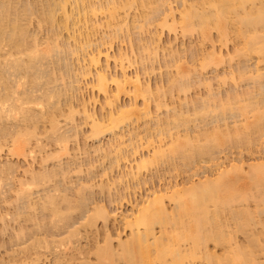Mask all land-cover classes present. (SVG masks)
I'll list each match as a JSON object with an SVG mask.
<instances>
[{"label": "bare ground", "instance_id": "bare-ground-1", "mask_svg": "<svg viewBox=\"0 0 264 264\" xmlns=\"http://www.w3.org/2000/svg\"><path fill=\"white\" fill-rule=\"evenodd\" d=\"M18 1V2H17ZM20 1V2H19ZM169 0H36L34 2L30 1L29 0V4L30 6L28 7H25V5H23L24 3V0H0V59L3 58L4 61H1L0 62V86H2V84H4V88L2 87L3 91L0 90V150H2L1 148L3 146H7L8 147V151L10 152V154L12 155H16V156H19L22 152V150L19 149V145H18V140L22 139H26V141L28 140V144L29 146H31V139L34 138L36 139L37 138V135H39V133H35L34 129L36 128L37 124L35 121H37L39 118H41L40 116H43L45 115H48L50 116V121H49V118L47 121H49V124L51 125L49 129L46 133H49V131L54 134H58L56 135V146L59 144V146L61 147V150H64V154L67 152L66 150V141L69 140L70 138L72 139L73 137H70L69 135L67 136V133L65 134L64 133H61L62 135H60L59 131L61 132L63 129L62 128H66L67 125V122H60L61 124L65 123L66 126H62L60 123H59V120H55L54 118L57 117V119H60L58 118L59 114H54V109H53V113L52 115L50 114H45L43 112H40L41 108H47V106L49 105V102L52 104L53 102H55V98L56 95H54V97L52 98V94H61L62 95V92L60 91L61 89L63 90H66V88H61L60 86V90L56 91L57 90V83H59V81L61 80V83L62 82V79L59 78L61 77L62 75V78L64 77V81H65V78L66 75H63L61 74L59 77L57 76V73L58 72H55V69H51V71L53 70L54 72L52 73L50 70L48 73H44L45 71L42 69L43 67L46 69L47 66L44 65V61L48 58H51L52 60V57L53 54H57L58 52L55 50H59L62 51L63 50V46L62 48L60 47V43H58L59 41V37L64 35L62 30H66L68 32L67 36L64 35V37L66 36L65 40L69 39L70 37L74 40V46H71V50H69V44L68 46L66 47L69 52H72V53H75L78 54L77 56H80V54L83 56V60H86L87 64H85V61H84V67L83 65H81V70L83 72V77L84 76H92L93 74V77H92V80L93 82L92 83V86L94 85L97 86V88L99 89V92H103L106 96H105V102H106V105L109 106V111L106 113V114H103V115H97L96 111L94 110V107H93V110L94 111H90L89 112V107H88V110L86 109V106H88V104L83 105L85 106V108L83 109L84 110V114L86 116V119H87V122L89 121L90 122V126H91V130L90 132H92V134L94 135H97L100 133H105L107 134V132L109 133H115L116 131V128L118 126H121L124 122V124H126L125 122H128L129 123V120H132V122L130 123H136L135 121L133 122V120L140 118V115H145L147 117L150 118V120L153 122H155V126L154 128L157 126V129L155 128V134L157 135L158 138H155L154 137H151L149 136V134H145L146 138H147V135H148V138H147V144L144 145V144H141V146H146L145 148L147 149V155H144L142 156L141 158V161L139 163H137L138 161L136 160V168L130 170V173H128V177L129 176H132V180H134L135 178L138 179L140 178L141 174H142V171L143 169L144 170H148L150 166H153L155 167L154 165H157L160 164H168L169 166L170 165H176L177 164V170L180 168L177 160H183L184 162V165H190L191 163H195L196 161L198 162V158L200 156L203 157V155H208V156H212L211 154H213V152H216V151H213L214 149H217L219 146H225L226 144H224V142L226 143V141H231V143H236V142H239L240 145H246V144H249V145H246L244 147H249L251 143H254L255 141L258 140L259 136H261L262 134H264V70H263V66L262 64L264 65V0H191L192 2H188V1H183L184 4L182 5L183 8H181V10H179L178 8L177 9H172L173 7L170 6L167 2ZM171 1V0H170ZM178 1V0H177ZM23 2V3H22ZM27 3V2H26ZM25 3V4H26ZM186 3V4H185ZM17 4H21L20 6L23 7H18ZM167 4L170 6V10L168 9L164 14H161V19L159 21V18L156 20V22L154 23H157V28H158V25H161V28L163 29L165 26V28H172V31L175 32L174 28L176 29H181L182 30V34L185 35V37L187 36L186 34H188L189 32V36L191 33H193V31H196V32H199L202 36L201 39H204V41H202L203 43L207 40H210L211 43H213V50H215V47H214V40H213V37L211 35L212 33V30L215 29L216 32L218 33V37L219 40H223L221 42L222 46L228 44L230 41L232 44L233 42L236 43V46L235 47V52H231L233 56L235 57H238L239 59L237 60L239 63H238V69L239 68V64L242 62V61H245L246 63V66H245V70L248 71L250 70L249 69H246L249 67L248 64V60L250 59H253L252 57L254 55L258 56V63L255 64L254 66L255 67H251L253 65H250V67L254 70H252L253 72H255L254 74L252 73V71H249L248 73L244 70V68L237 71V69L233 68L232 69V72H235L237 71V75H238V79L239 82H241V85H242V79L247 77L249 74H251V76L248 77V79L250 78L251 79V82L253 85V87L251 86H248L250 87V89H246L242 92H238V90H236L237 92H229L227 91V96H225V98H223V96H220L221 94V91L220 93L219 92H215L217 89H219L217 86V89H213L212 91L211 88L207 89L208 90V95L206 94L205 97H202L203 99L201 100V102L199 103H202V105H200L199 107H195L196 105H199L197 104L198 102L197 101H200V100H196V99H199V98H195V100L193 99H189V101L193 100V106H194V102L196 103L195 106H194V110L192 109V111H189V106H190V103L192 102H189L186 100V106L185 107H188L187 108V111L186 112H183L181 110V108H183L185 105V100H182V105L183 107H180L177 108L181 111H177V109H175L176 107H178L176 105V107L174 108L173 106H170V105H167V103L165 101H162L160 99V96H165L164 98H166L168 95L171 97V95L173 94L174 95V90H178V92H184V95L188 92V89L190 86H191V83H190V86H188V82H190L192 80V76L191 77H188L187 75H185V70H187L188 72V69H183L184 67L181 66V64L179 65V63L177 62H173L171 63L169 61L168 65H179L181 66L180 68H178V66H175L176 68V72L174 71V73H171L172 71H168L169 75H167L168 79H169V85L164 86L165 89L162 87H157L155 89H153L154 87H152V85L150 84L151 81H148L146 79H143L142 78V75L141 73L137 72L135 75H129V73H127V69H126V66H129L132 64V60L134 59V57L131 58L130 54H128V52L126 51V53H119V57H120V63H121V67L123 68L122 69V76L120 78L119 74L117 77V74L116 75H112L111 78H109V82H112V78H113V82L115 83V86L117 88L118 91H120V93H127L130 95L131 92H133V96H134V99L131 101L130 100V103L129 105L125 106V105H120V104H117L119 98H120V94L117 95L116 93L114 94V96H111L112 93L114 92H117V91H114L110 88H108L109 86H107V80H108V77H109V74H108V70L105 68V65H101L100 64V56L103 55V52L102 49L100 47H102V45H110L111 46V43L113 44V42H111L110 44H108L112 39H118L120 37V35L122 36V34H126V33H122V32H127L126 36L128 35L129 38H131V34L133 32V30H144L146 25L151 22V20H154L156 18H154L155 16H158L160 13H161V10L164 9L162 8L163 5H166ZM168 6V7H169ZM165 7V6H163ZM167 7V8H168ZM135 8V9H133ZM147 8V9H145ZM128 9H133V11H136L137 10V14H138V10L141 11L140 15L136 14L137 16H134L132 18V20L128 19V17L126 16L127 13H129V10ZM125 12V16L122 18L120 17L122 15V11H126ZM143 10V11H142ZM147 10V12H146ZM165 10V9H164ZM174 10H179L180 13H175L176 11ZM163 11V10H162ZM143 12V13H142ZM39 14V20L41 21H38L39 23H37L39 26L42 27L41 23L42 24H48V27L52 30V28L54 27H58L59 28V31L55 30V31H50V34H46L48 35L47 37L49 38L48 40H46V36L44 38V40H46L45 42L48 43V46L45 47L43 46V42L40 41L41 38H39V35H32L31 32L29 31L30 28H28V21L30 22V18H31V21H32V17L35 16L36 14ZM136 13V12H135ZM35 14V15H34ZM37 14V15H38ZM101 14H103V17H104V21L102 22L103 25L106 26V28L111 29V33H107V32H102L103 35L106 33L107 35V39H106V35L104 36H100L98 41L101 40L100 44L101 46H99L100 44H98L99 47H97L96 45L94 47H97L98 49L96 50H92L91 49V45H94V44H97L98 42L96 41L97 39H95V41L92 40V35L94 37V34H97L99 33L98 30L100 31V28L99 27V24L98 21L100 22V20H98V17L101 16ZM133 14V13H132ZM179 14V15H178ZM36 15V16H37ZM124 15V13H123ZM130 15V13L128 14ZM120 17V20H118V18ZM154 18V19H153ZM38 19V18H36ZM117 20V21H116ZM37 22V21H36ZM160 22V23H159ZM32 22H30L31 24ZM152 23V22H151ZM159 23V24H158ZM36 24V23H35ZM167 24V25H166ZM33 25V24H32ZM50 25V26H49ZM152 24H149V26H152ZM165 25V26H164ZM38 26V27H39ZM53 26V27H52ZM155 26V25H154ZM153 26V27H154ZM164 26V27H162ZM40 27V28H41ZM45 27V25L43 26ZM42 27V28H43ZM56 27V28H57ZM156 27V26H155ZM160 27V26H159ZM105 28V29H106ZM150 28V27H149ZM156 28V29H157ZM34 29V28H33ZM32 29V30H33ZM39 29V28H38ZM102 29V28H101ZM176 29V30H177ZM107 30V29H106ZM148 30V28H147ZM158 30V29H157ZM44 31V30H43ZM48 31V30H46ZM169 32L171 30H168ZM171 31V32H172ZM55 33L56 37L58 40L56 41H52L54 39H50V37H52L51 33ZM62 32V35L61 33ZM95 32V33H94ZM97 32V33H96ZM142 32V31H141ZM140 32V33H141ZM146 32V31H145ZM144 32V33H145ZM153 32V31H152ZM159 32V31H158ZM164 32V31H163ZM177 32V31H176ZM185 34H184V33ZM188 32V33H187ZM37 33V32H36ZM43 32H41L42 34ZM122 33V34H121ZM138 34L139 36H141V34ZM147 33V32H146ZM149 33V32H148ZM157 33L154 32V34ZM197 33V35L199 34ZM101 34V33H100ZM153 34V35H154ZM196 34V33H195ZM51 35V36H50ZM54 35V36H55ZM58 35H60L58 37ZM148 35V34H147ZM161 35L163 34H158V38L161 39ZM176 35V34H175ZM180 35V33H179ZM193 35V34H192ZM191 35V37H192ZM53 36V37H54ZM125 36V35H123ZM154 36H157V35H154ZM153 36V37H154ZM188 36V37H189ZM211 36V37H210ZM42 37V36H41ZM136 37V36H135ZM153 37L150 39L152 40ZM176 37H178L176 35ZM175 37V38H176ZM190 37V38H191ZM199 37V36H198ZM210 37V38H209ZM60 38H63V37H60ZM70 38V39H71ZM95 38V37H94ZM121 38V37H120ZM146 38V37H145ZM157 38V37H156ZM156 38H154L153 40H156ZM122 39V38H121ZM126 39V37H125ZM132 39V38H131ZM131 39H129V41H131ZM178 39V38H177ZM185 39V38H184ZM43 40V41H44ZM52 41V43H50L49 41ZM64 40V41H65ZM110 40V41H109ZM146 40V39H145ZM152 40V42H153ZM213 40V42H212ZM234 40V41H232ZM62 41V40H61ZM63 41V42H64ZM109 41V42H108ZM117 41V40H116ZM126 41V40H125ZM142 41V40H141ZM144 41V40H143ZM147 41V40H146ZM145 41V42H146ZM160 40H158L159 42ZM162 41V39H161ZM177 41V40H176ZM185 41V40H184ZM219 41V43H220ZM70 42V41H69ZM94 42V44L92 43ZM108 42V43H106ZM115 42V41H114ZM121 42H123L121 40ZM151 42V41H149ZM158 42L157 40L155 41V44L152 43V48H154V45L155 47L159 46L158 45ZM170 42V41H169ZM168 42V43H169ZM174 42V41H173ZM208 42V41H206ZM228 42V43H227ZM66 43V42H65ZM64 43V44H65ZM116 43V42H115ZM128 43V42H127ZM138 43V42H137ZM123 44V43H121ZM131 44V51L133 49V46H132V41L130 42ZM145 44H148V43H145ZM167 44V43H166ZM171 44H173L171 42ZM170 44V45H171ZM197 44V43H196ZM143 45V44H142ZM149 45V44H148ZM168 45V44H167ZM183 45V44H182ZM204 45V44H203ZM7 48V46H9L8 48L9 49H6L5 51V48ZM185 46V45H183ZM198 46V45H197ZM220 46V45H219ZM221 46V47H222ZM59 47V48H58ZM89 47L91 50H89ZM93 47V48H94ZM122 47V46H121ZM155 49L154 52H156V54H154V52L152 54H149L151 53V49H150V45H149V48L148 46H144L141 47L143 50V52H148V49H149V52H148V58L149 56L153 57L155 59L156 56H158V51ZM162 45L160 47V49L162 50ZM166 47V46H165ZM165 47H163L164 49L163 50H168L169 49V46H168V49H165ZM199 47V46H198ZM206 47V46H205ZM204 47V48H205ZM219 47V48H221ZM226 47V46H225ZM4 48V49H3ZM106 48V47H105ZM111 48V47H110ZM128 48V47H127ZM167 48V47H166ZM174 48V47H173ZM185 48V47H184ZM192 49H194L192 46H191ZM190 48V49H191ZM196 48V47H195ZM227 48V47H226ZM112 49V48H111ZM171 49H172V46H171ZM201 49V45H200V48ZM202 49H203V46H202ZM8 50V51H7ZM67 50V51H68ZM127 50V49H126ZM137 50H139L137 48ZM162 50V51H163ZM175 49H172V53ZM198 50V49H197ZM196 50V51H197ZM228 50V49H227ZM4 52L5 53H1V52ZM56 51V52H54ZM64 51V50H63ZM122 51V50H121ZM120 51V52H121ZM171 51V50H170ZM169 51V53H170ZM195 51V50H194ZM212 51V50H211ZM221 51V49H220ZM226 51V50H225ZM229 51V50H228ZM102 52V53H101ZM134 52V51H133ZM132 52V53H133ZM140 52H141V49H140ZM164 52V51H163ZM178 54L180 52L176 51ZM181 52L183 53V51L181 50ZM185 53L186 50L184 51ZM200 52V51H199ZM204 52V50H203ZM201 52V53H198V55L200 56V54L204 55L205 54ZM206 52V51H205ZM216 52V50H215ZM213 51V55L210 53H208L207 56L203 57L204 59H200L202 60V62H200V67H201V70L204 69V67H206L207 65L209 66V64L212 62L213 59H210V55L214 56L215 54H218L217 52L215 53ZM60 53V52H59ZM58 53V55H59ZM65 52H63L62 54H64ZM80 53V54H79ZM109 53V52H108ZM107 53V54H108ZM142 53V54H144ZM158 53V54H157ZM170 53V54H172ZM190 53V52H189ZM193 53V52H191ZM215 53V54H214ZM227 53V52H226ZM234 53V54H233ZM111 54V53H110ZM109 54V55H110ZM135 54V53H134ZM133 54V55H134ZM140 54V53H139ZM147 54V53H146ZM154 54V55H153ZM169 54V55H170ZM57 55V57H58ZM67 55V54H64V56ZM73 55V54H72ZM106 55V54H104ZM109 55H106L108 56L107 59L105 60L106 62L109 61L108 58ZM219 56L222 55V53L220 52V54H218ZM218 55H215L217 58L219 57ZM229 55V54H228ZM227 55V57H228ZM232 55H229L232 56ZM61 56V54L59 55ZM63 56V57H64ZM74 56V55H73ZM117 56V55H116ZM141 55H138V57H140ZM147 56V55H145ZM144 55H142V59H140L141 62H143L144 60H146V57ZM178 56V55H177ZM181 56V54H180ZM186 56V54H185ZM184 56V58H185ZM192 56V55H191ZM197 56V57H199ZM232 56L233 60L230 58L229 60L231 61H234V57ZM55 56V58H57ZM159 57V56H158ZM164 57L166 58V56L164 55ZM196 57V56H194ZM194 57L192 59H194ZM207 57V58H206ZM215 57V58H216ZM224 59H225V56L223 55ZM117 58V57H116ZM137 58V56H136ZM135 58L134 61H137ZM152 58V60H153ZM180 58L181 57H174V59L176 60H179L180 62ZM183 58V60H185ZM202 58V56H201ZM214 58V57H213ZM62 59L63 61V58H60ZM68 59V57H65V60ZM79 59V58H78ZM77 59V60H78ZM113 59H115V56L113 57ZM119 59V58H117ZM116 59V60H117ZM150 59V58H149ZM169 59V58H167ZM166 59V60H167ZM189 59V58H188ZM191 59V60H192ZM196 59V58H195ZM194 59V61H195ZM228 59V58H227ZM50 60V59H49ZM74 60V58H73ZM82 60V59H81ZM115 60V63H117ZM157 60V58H156ZM155 60V61H156ZM159 60V58H158ZM165 60V61H166ZM198 59H196L197 61ZM221 60V59H220ZM218 59V61H220ZM241 60V61H239ZM254 60V59H253ZM57 61V60H56ZM67 61V60H66ZM64 61V62H66ZM72 61V60H71ZM102 61V60H101ZM112 61V60H111ZM110 61V62H111ZM133 61V64H135ZM148 60H146L147 62ZM153 61V62H155ZM187 61V60H186ZM230 61V62H231ZM247 61V62H246ZM47 62V60L45 61V63ZM51 62V61H49ZM49 62H47V65H49ZM53 62V60H52ZM55 62V61H54ZM58 62V61H57ZM63 62V63H64ZM69 62V61H68ZM77 62V61H76ZM75 62V63H76ZM82 62V61H80ZM104 62V61H103ZM124 62H126V66L124 64ZM138 62V61H137ZM151 62V60L148 62V63H153ZM157 62V61H156ZM167 62V61H166ZM216 62L215 60L213 61V63ZM222 62V60H221ZM235 62V61H234ZM251 62V61H250ZM249 62V63H250ZM262 62V64L260 63ZM60 63V62H59ZM67 63V62H66ZM71 63V62H70ZM74 63V64H75ZM119 63V61H118ZM159 63V61H158ZM192 63V62H191ZM191 63H189L191 65ZM195 63V62H194ZM197 63V62H196ZM212 63V64H213ZM218 63V62H216ZM243 62V64H245ZM52 64V63H51ZM82 64V63H80ZM109 64V63H107ZM107 64H106V67H107ZM132 64V65H133ZM137 64V63H136ZM215 64V63H214ZM223 64V62H222ZM224 64L225 61H224ZM229 64V62H228ZM232 64V63H231ZM230 64V65H231ZM58 65V64H56ZM62 64L60 63V66ZM65 65V63H64ZM70 65V64H69ZM79 65V64H78ZM142 63H141V67H142ZM154 65V64H153ZM149 66V67H154V66ZM157 65V64H156ZM169 65V66H170ZM189 67L191 68L192 65ZM217 65V64H216ZM219 65V63H218ZM8 66V68H7ZM51 66V65H49ZM77 66V65H76ZM75 66V67H76ZM117 66V65H116ZM134 66V65H133ZM167 66V65H166ZM166 66H164L166 68ZM167 66V67H169ZM211 66V65H210ZM215 66V65H214ZM233 66V65H231ZM241 66V65H240ZM243 66V65H242ZM13 68L12 70L10 68ZM147 66H145L146 68ZM148 67V69H150ZM157 67V66H156ZM174 68V66H172ZM171 67V68H172ZM198 67H199V63H198ZM49 68V67H48ZM47 68V69H48ZM109 68V67H108ZM128 68V67H127ZM130 68V66H129ZM128 68V69H129ZM145 68H143V71L145 72ZM155 68V67H154ZM154 68L150 69V71H152ZM162 68V67H160ZM164 68V69H165ZM203 68V69H202ZM208 68V67H207ZM218 68V67H216ZM215 68V69H216ZM8 70H11V73L14 74L16 73L17 76L15 77V75H11L8 74ZM59 69V67H58ZM75 69V68H74ZM112 69V68H110ZM147 69V70H148ZM184 71H183V70ZM193 69H194V72L196 71L197 72V69L199 70V68L196 69V65H193ZM231 69V68H230ZM67 70V69H66ZM73 69L70 70V72L72 71ZM95 70V71H94ZM107 70V71H106ZM142 70V69H141ZM190 70V69H189ZM234 70V71H233ZM78 71L79 68H78ZM137 71V70H136ZM142 71V72H143ZM149 70L147 72H150ZM155 70H153L152 72L154 73ZM158 71V70H156ZM167 70H165V73H166ZM184 73H183V72ZM193 71V70H192ZM224 71V70H223ZM228 71H230L228 69ZM18 72V73H17ZM63 72V70H62ZM111 72V71H110ZM151 72V73H152ZM199 72L196 73L195 75L197 76L198 78V75H199ZM206 72V70H205ZM204 72V73H205ZM231 72V71H230ZM231 72V73H232ZM251 72V73H250ZM56 73V75H55ZM69 73V72H68ZM67 73V74H68ZM74 73L76 74L77 72L74 71ZM73 73V74H74ZM150 73V74H151ZM161 73V72H160ZM202 73V71H201ZM220 73V72H219ZM236 73V72H235ZM235 73H233L235 75ZM246 73V74H245ZM74 74V76H75ZM81 74V73H80ZM112 74V73H111ZM121 74V72H120ZM146 74V72H145ZM149 74V73H148ZM190 74V72L188 73V75ZM192 74V72H191ZM190 74V75H191ZM203 74V73H202ZM45 75V76H43ZM59 75V74H58ZM70 75V74H68ZM205 74H203L204 76ZM207 75V74H206ZM213 75V73H212ZM216 75V74H215ZM220 75V74H219ZM226 75V74H225ZM225 75L224 76H219V80H224L225 79ZM232 75V74H230ZM247 75V76H246ZM7 76H11L13 78H11V80L13 79V81L10 80V78H7ZM44 77L42 80H41V77ZM71 76V75H70ZM80 76L79 74L77 75V77ZM145 76V75H144ZM143 76V77H144ZM150 76V75H149ZM161 77V75H159ZM228 76V75H227ZM47 77V81H45L46 83L43 84L42 88H44V85H47L46 86V89H45V92H48L49 90L47 88H51L50 86H52L51 84L48 85V83H52L54 80L56 81V79H60V80H57L56 82H53L52 84L54 85V83H56L54 86H56L54 88V91H52L53 93H51V91H49L50 93L48 94H45V93H42L44 91L41 92V89H35L34 86H36V81H40L42 83V81L44 79H46ZM76 77V76H75ZM74 77V78H75ZM82 77V76H81ZM82 77V78H83ZM188 77V79H187ZM235 76H233L234 78ZM71 80H72V77H70ZM85 78V77H84ZM89 78V77H88ZM151 79V76L148 77ZM191 78V79H190ZM231 78V80L233 79ZM77 79V78H76ZM111 79V80H110ZM161 79V78H159ZM167 79V78H166ZM188 82H187V80ZM194 79V78H193ZM199 79V83H197L196 85H201L203 84L204 86L208 85L209 87H211L212 85V81L209 80V78H207L208 80H204V81H208V82H205L203 83L204 81H201L200 78ZM197 79V80H198ZM78 80V79H77ZM85 80V79H84ZM90 80V79H89ZM203 80V79H202ZM227 80V79H226ZM226 80L224 82H226ZM229 80V79H228ZM235 80V78L233 79ZM237 80V79H236ZM237 80V81H238ZM247 80V79H246ZM51 81V82H50ZM72 81H75L77 83L76 80H72ZM71 81V82H72ZM210 81V83H209ZM236 81V82H237ZM27 82L30 83L29 85H27ZM37 82V83H38ZM40 82H39V85H40ZM66 82V81H65ZM68 82H69V79H68ZM74 82V83H75ZM80 82V81H79ZM87 82V81H86ZM158 82V81H157ZM156 82V83H157ZM163 82V81H162ZM194 82V80H193ZM220 82V81H219ZM223 82V81H222ZM221 82V83H222ZM223 82V83H224ZM234 82V81H233ZM44 83V81H43ZM60 83V84H61ZM75 83V84H76ZM91 83H89L91 85ZM113 83V84H114ZM160 83V82H159ZM238 83V82H237ZM236 83V84H237ZM250 83V81H249ZM263 83V84H262ZM64 84V83H63ZM66 84V83H65ZM64 84V86H65ZM79 84V83H78ZM77 84V86H79ZM88 84V83H87ZM158 84V83H157ZM168 84V83H167ZM225 84V83H224ZM235 84V85H236ZM25 85V86H23ZM27 85V86H26ZM33 86V89L30 87ZM89 85V86H90ZM162 85V84H161ZM194 85V84H193ZM226 85V84H225ZM38 86V85H37ZM71 87V85H69ZM188 86V87H187ZM202 86V85H201ZM214 86V85H213ZM212 86V88H213ZM231 86V85H230ZM246 86V87H247ZM23 87V90L21 91V88ZM26 87H29V90L31 89V91H34V90H38V92L40 91V95H42L44 98H46L45 100L49 99V102H47V105H44L46 102L44 101V98H41L38 93L35 91V94H31L29 91L25 90ZM68 87V84L67 86ZM74 86H72V89H73ZM81 87V86H80ZM86 87V86H85ZM94 87H92L94 89ZM193 87V86H192ZM238 87V86H237ZM1 88V87H0ZM25 88V89H24ZM38 88H41L38 86ZM76 88V87H74ZM191 88V87H190ZM197 88V87H196ZM200 88V87H199ZM239 88V87H238ZM28 89V88H27ZM52 89H53V86H52ZM80 89V88H79ZM114 89V88H113ZM192 89V88H191ZM224 89V88H223ZM231 89V88H229ZM234 89V88H233ZM47 90V91H46ZM62 90V91H63ZM68 90V89H67ZM81 90V89H80ZM83 90V89H82ZM96 90V89H95ZM122 90V91H121ZM125 90V92H123ZM182 90V91H181ZM185 90V91H184ZM215 90V91H214ZM78 91V90H76ZM111 91V92H110ZM130 93H129V92ZM190 91V89H189ZM219 91V90H217ZM231 91V90H230ZM65 91H63L64 93ZM72 92V91H71ZM191 92V91H190ZM200 92V91H199ZM199 92L197 94H199ZM206 92V91H205ZM224 91H222L223 93ZM66 93V92H65ZM63 94V95H66V94ZM69 93V92H68ZM79 93V91H78ZM33 95L35 97H38V98H34L32 97L31 95ZM72 94V93H70ZM76 94V93H75ZM128 94L126 96H128ZM162 94V95H161ZM196 94V95H197ZM38 95V96H37ZM46 95V96H45ZM47 95H49V97L47 98ZM62 95V96H63ZM73 95V94H72ZM70 95V96H72ZM85 95V94H84ZM89 95V94H88ZM154 95V96H153ZM201 95V94H200ZM218 95V96H217ZM242 97H241V96ZM248 95H250L251 97H249L248 99H244L241 100L243 97H247ZM59 96V95H58ZM60 96V98L62 97ZM143 96V106L140 107L141 105L139 104L140 101H138V98H141ZM149 96V97H148ZM152 96L153 99L155 100V97H156V100L155 101V109H156V113H153L154 111H152V107H150V105L152 106V104L154 103H150L152 100L150 97ZM177 97L179 95H176ZM176 96H173V97H176ZM191 96V95H190ZM203 96V95H202ZM220 96V97H219ZM64 97V96H63ZM66 97V96H65ZM94 97V96H93ZM99 97V96H97ZM119 97V98H118ZM130 97V96H129ZM176 97V98H177ZM181 97V96H179ZM178 97V98H179ZM186 97V95H185ZM40 98V99H39ZM52 98V100H51ZM77 98V96H76ZM80 98V97H79ZM117 98V99H116ZM190 98V97H189ZM58 99V98H57ZM71 99V97H70ZM93 99H96L95 97ZM131 99V98H130ZM170 99V98H169ZM172 99V97H171ZM175 99V98H174ZM182 99V98H181ZM201 99V98H200ZM55 100V101H53ZM67 100V99H66ZM85 100V99H84ZM92 99H90L89 101L91 102ZM104 100V99H103ZM151 100V101H150ZM179 100V99H178ZM61 101V100H59ZM77 101V100H76ZM87 101V100H86ZM95 102H98L100 101L98 98L97 100H94ZM180 101V100H179ZM45 102V103H44ZM57 104L56 106L53 107L56 109V107H58V101H56ZM62 102V101H61ZM64 102V101H63ZM70 102V101H69ZM72 102V101H71ZM101 102V101H100ZM177 102V101H176ZM188 102H189V106H188ZM67 103V102H66ZM89 103V102H88ZM103 103V102H102ZM119 103H120V100H119ZM50 104V105H51ZM60 104V102H59ZM71 104V103H70ZM73 104V103H72ZM165 104V105H164ZM172 104V103H171ZM174 104V103H173ZM176 104V103H175ZM106 105H103L104 107ZM167 106H170V107H173L170 108L172 109L173 112H169V110H167L168 113H166L167 115L165 116L164 114V117L162 116L163 114H158V112L161 110V107L163 108ZM46 106V107H45ZM62 106L61 104L59 105V107ZM69 105H67L66 107H68ZM74 106V105H73ZM79 106V105H78ZM91 106V105H90ZM102 106V107H103ZM153 106V108H154ZM50 107V106H49ZM81 107V106H80ZM62 109H60L59 111H62L64 108L63 106L61 107ZM52 109V108H50ZM74 109V110H73ZM108 109V108H107ZM152 109V110H151ZM168 109V108H167ZM190 109V110H191ZM66 110V109H65ZM79 109H75V107H72L70 106L69 108V111L70 113H66L67 116H65L66 118L64 119H67V118H70L68 119L67 121L69 122V120H71V122L75 121L74 117H70V116H76V113H79L78 116L81 114L79 111ZM163 110V109H162ZM166 110V109H165ZM42 111H46V110H42ZM49 111V110H47ZM64 111V110H63ZM68 111V109H67ZM72 111H76V112H73L71 113ZM86 111V112H85ZM104 111V110H103ZM237 113L235 116L237 117V120H238V117L240 116L242 118V116L244 118L240 119L238 122L235 121L236 123H234V127H232V124H228V120H225L227 119V113ZM195 115L194 117H196V119H199V121H203L205 122V124H209V122L213 123V126L212 128H205V129H201L200 125L201 122L199 123V127L200 130H198L196 127H195V130L197 129L198 131L195 133L192 134L191 131H188L185 135H181V132L179 127H182V128H187L188 129L191 127V123H193L194 121V117L193 115ZM211 112V114H210ZM213 112L216 113L215 115H213ZM48 113V112H47ZM58 113V112H57ZM60 113V112H59ZM65 112L61 113L62 115L64 114ZM251 113V114H250ZM59 115V116H57ZM191 115V116H190ZM233 115V114H232ZM251 115V116H250ZM47 116V117H48ZM144 116V117H145ZM212 117L214 116L213 118H208V117ZM231 116V115H230ZM252 117L250 119V117ZM44 116H43V120L46 119ZM64 117V116H63ZM143 117V118H144ZM193 117V118H191ZM141 118V119H143ZM231 118V117H230ZM235 118V117H233ZM12 120H16V121H19L20 119V122L23 121V123H29L31 122H34L35 125H34V129L31 130L26 124H20L19 123V127L17 128L16 126V130H14L13 132L9 131V128H8V122ZM35 119V121H34ZM37 119V120H36ZM42 119V118H41ZM85 119V120H86ZM202 119V120H200ZM14 120V121H15ZM40 120V119H39ZM148 120V119H147ZM146 120V121H147ZM149 120V123L151 122ZM225 122H224V121ZM234 120V119H233ZM232 120V121H233ZM15 121V122H16ZM41 121V120H40ZM66 121V120H65ZM80 121V120H79ZM139 121V120H138ZM196 121L198 120H195L194 123H196ZM221 121H223L224 123H221ZM14 122V123H15ZM38 122V121H37ZM78 122V121H77ZM142 122V121H141ZM10 123V122H9ZM13 123V121L11 122V124ZM13 123V124H14ZM17 123V122H16ZM16 123L14 125H16ZM41 123V122H40ZM38 122V124H40ZM47 123V122H46ZM75 123V122H74ZM73 123V124H74ZM138 123V122H137ZM145 123V122H144ZM148 123V122H147ZM148 123V125H149ZM193 123V124H194ZM198 123H196L198 125ZM210 123V124H211ZM32 124V123H31ZM84 124V123H83ZM87 124V123H86ZM123 124V125H124ZM146 124V123H145ZM194 124V125H196ZM10 125V124H9ZM13 125V126H14ZM18 125V124H17ZM21 125V126H20ZM24 125H26V127H24ZM29 125V124H28ZM59 125V126H58ZM62 127H61V126ZM72 125V124H71ZM78 125V124H77ZM76 125V126H77ZM128 125V124H127ZM139 125V124H138ZM143 125V124H142ZM151 125V124H150ZM154 125V124H153ZM205 125V126H206ZM231 125V126H230ZM12 126V128H13ZM40 126V125H39ZM82 126V125H81ZM84 126V125H83ZM126 126V125H125ZM133 126V125H132ZM184 126V127H183ZM209 126V125H208ZM206 126V127H208ZM45 127V126H44ZM43 127V128H44ZM60 127V128H59ZM72 127V126H71ZM70 127V128H71ZM124 127V126H123ZM121 127V128H123ZM129 127V125L127 126ZM143 127V126H142ZM148 127V126H147ZM152 127V125H151ZM193 127V126H192ZM191 127V129H192ZM38 128V126H37ZM35 129L36 131L39 130L38 129ZM77 128V127H76ZM130 128V127H129ZM149 128V127H148ZM171 128L172 131H174V129L177 128V132L174 131L172 132L171 131ZM204 128V127H203ZM15 129V128H14ZM53 129V130H52ZM68 129V128H67ZM74 129V128H73ZM82 129V128H81ZM41 130V129H40ZM46 130V129H45ZM44 130V131H45ZM66 130V129H65ZM78 131V128L76 129ZM130 130V129H129ZM153 130V129H152ZM194 130V129H193ZM33 134H31V132ZM42 131V130H41ZM58 131V132H57ZM126 132V130H124ZM124 131H119L121 135H113V136H118L117 138L119 137H123V132ZM140 131H142L140 129ZM182 131V129H181ZM183 131H186V129ZM57 132V133H56ZM70 132V131H69ZM90 132H87L89 133V137L91 138L92 134H90ZM118 132V134H119ZM122 132V133H121ZM132 132V131H131ZM131 132H128L129 134L133 135V133ZM134 132V130H133ZM137 132V131H136ZM146 132V131H145ZM179 132V134H178ZM45 133V132H44ZM50 133V134H51ZM77 133V132H75ZM140 133V132H139ZM144 133V132H143ZM142 133V134H143ZM149 133H152V132H149ZM154 133V132H153ZM37 134V135H35ZM42 134V133H41ZM73 134H74V130H73ZM72 134V136H73ZM101 134V135H102ZM128 134V135H129ZM35 135V136H34ZM48 136H46L45 134H43L42 136H46V137H53L52 135L49 136V134H47ZM79 135V134H78ZM97 135L99 138L100 136ZM104 135V134H103ZM108 135V134H107ZM127 135V134H126ZM125 135V136H126ZM130 135V136H131ZM141 135V134H139ZM154 135V134H152ZM32 136V137H31ZM41 136V135H40ZM40 136H39V140H40ZM85 136V135H84ZM124 136V137H125ZM137 136V135H136ZM264 136V135H263ZM66 137V138H64ZM78 136H76L75 138H77ZM88 137V138H89ZM112 137V136H111ZM169 137V140H166V138ZM43 138V137H41ZM87 138V137H86ZM87 138V139H88ZM95 138V136H94ZM116 138V140H117ZM129 138V137H127ZM131 138H134V137H131ZM142 136L140 137V139L142 140ZM145 138V139H146ZM47 139V138H46ZM51 141H52V138H50ZM111 139H114V138H111ZM168 139V138H167ZM264 139V137H263ZM37 140V139H36ZM43 140V139H42ZM134 140V141H132ZM130 141V143H133V145L137 144L136 146L138 147L137 149H133V147L135 148V146L132 147L133 150H136L135 153H137L140 148H139V145L141 142V140L139 141H136L138 139H132ZM260 140V138H259ZM258 140V141H259ZM33 141V140H32ZM50 141V142H51ZM111 141V140H110ZM120 141V142H119ZM117 140L116 144H118L119 146H117L118 149H114L117 154H115L114 156H117V161L120 157H122L123 161H126L124 160V156H126V154H124L123 152H127V150L123 151V147H122V144L121 143V140ZM145 141V140H144ZM42 142V141H41ZM47 142V141H46ZM69 142V141H67ZM135 142H140V143H135ZM36 143H40V141L36 142ZM113 143V142H112ZM129 141H128V145H126V147H129L130 145ZM43 144V143H42ZM45 144V143H44ZM43 144V145H44ZM51 144V143H50ZM49 144V145H50ZM89 144V143H87ZM100 144V143H99ZM102 144V143H101ZM106 144V143H105ZM111 144V142H110ZM126 144V143H124ZM139 144V145H138ZM223 144V145H222ZM228 144V143H227ZM237 144V143H236ZM258 144V143H256ZM263 144V143H262ZM39 145L38 144V148H39ZM47 145V146H49ZM55 145V144H54ZM66 145V146H65ZM103 145V144H102ZM114 146V144H111ZM121 145V147H120ZM264 145V144H263ZM18 146V147H17ZM26 146V145H25ZM28 146V147H29ZM34 146V145H33ZM45 146V145H44ZM44 146H42L41 150H43ZM45 146V148L47 147ZM51 146V145H50ZM58 146V147H59ZM89 146V145H88ZM94 146V145H92ZM101 146V145H100ZM100 146H96V150L98 151L97 147H100ZM112 146V148H113ZM125 146V145H123ZM252 146V145H251ZM250 146V147H251ZM36 147V146H35ZM103 147H106V146H103ZM102 147V148H103ZM131 147V146H130ZM229 147V146H228ZM234 147V146H233ZM239 147V146H238ZM243 147V146H242ZM249 147V148H250ZM257 147V146H256ZM4 148V147H3ZM22 148V147H21ZM24 148V147H23ZM34 148V147H33ZM31 148L30 150L28 149V151L30 152V156L33 155V152H35V148L33 149ZM49 148V147H47ZM92 148V147H91ZM95 148V147H94ZM111 148V149H112ZM115 148V147H114ZM19 149V151H18ZM40 149V148H39ZM66 149V150H65ZM101 149V148H100ZM110 149V148H109ZM108 149V150H109ZM128 149V148H127ZM145 149V150H146ZM220 149V148H219ZM238 149V148H237ZM251 149V148H250ZM41 150L39 152H37V154H40L42 153ZM46 150V149H45ZM60 150V151H61ZM81 150V149H80ZM94 150V152L96 151ZM106 150V149H105ZM138 150V151H137ZM144 150V149H143ZM232 150V149H231ZM234 150H235V147H234ZM240 150H243V149H240ZM252 150V149H251ZM3 151V150H2ZM7 151V150H6ZM55 151V150H54ZM57 151H59L57 149ZM56 151V152H57ZM59 151V152H60ZM96 151V152H97ZM104 151V149H103ZM107 151V150H106ZM105 151V152H106ZM129 151V149H128ZM131 151V150H130ZM213 151V152H212ZM223 151V150H222ZM1 152V151H0ZM27 152V151H25ZM24 152V153H25ZM58 152V153H59ZM89 153V151H87ZM86 152V153H87ZM112 152V151H109V153ZM234 152V151H233ZM23 153V156H25V154ZM50 154L48 155L47 154L45 157L46 158H49V159H46V161L44 159L41 158L42 162L44 161L43 164H47L48 163V160L50 161L52 158H54V156H51V159H50V155H52L53 152H49ZM81 153V152H80ZM85 153V152H84ZM128 153V152H127ZM211 153V154H210ZM244 153V152H243ZM34 153V155H37ZM56 154L55 157H58V159H60L59 156H63L62 155V152H60L59 156L57 155V153H54ZM53 154V155H54ZM100 154V153H99ZM130 155L134 154L133 152L129 153ZM146 154V153H145ZM216 154V153H215ZM8 155V154H6ZM22 155V154H21ZM28 155V154H26ZM69 155V154H68ZM74 155V154H73ZM88 155V154H87ZM108 155V154H107ZM106 155V156H107ZM129 155V156H130ZM135 155V154H134ZM29 156V155H28ZM104 156V155H103ZM109 156V155H108ZM107 156V157H108ZM113 156V155H112ZM241 156V155H240ZM2 157V155L0 156ZM13 157V156H11ZM42 157V156H40ZM66 157V155H65ZM106 157V158H107ZM127 157V156H126ZM131 157V156H130ZM201 157V158H202ZM214 157V156H213ZM5 158V157H4ZM8 158V157H7ZM17 158V157H16ZM37 158V156H36ZM74 158V156H73ZM77 158V161H79L78 159V154L76 156ZM75 158V159H76ZM85 158H88V157H85ZM83 157V159H85ZM104 158V157H102ZM111 158V157H110ZM200 158V159H201ZM12 159V158H11ZM24 159V157H23ZM34 159V157H33ZM52 159V161H53ZM58 159H56L58 161ZM62 159V158H61ZM60 159V160H61ZM82 159V160H83ZM199 159V160H200ZM203 159V158H202ZM209 159V158H208ZM113 160V158H112ZM121 160V159H120ZM119 160V161H120ZM28 161V160H27ZM34 161L36 160H33V163H35ZM62 161V160H61ZM89 161V160H88ZM91 161V160H90ZM101 161V160H100ZM108 161V160H107ZM116 161V162H117ZM213 161V159H212ZM227 161V160H226ZM244 161V160H243ZM263 161V159H262ZM3 162V161H2ZM5 162V160H4ZM11 162V161H10ZM16 162V161H15ZM37 162V161H36ZM66 162H67V159H66ZM115 162V161H114ZM121 162V161H120ZM129 162V160H128ZM210 162V161H209ZM207 162V163H209ZM29 163V162H28ZM40 164H42L41 162H39ZM38 163V164H39ZM64 163V162H63ZM63 163L61 162V164L63 165ZM69 163V162H68ZM75 163V162H74ZM91 163V162H90ZM111 163V162H110ZM119 163V162H118ZM125 163V162H123ZM202 163V162H201ZM224 163V162H223ZM5 164V163H4ZM4 166L7 167V166ZM9 164V163H8ZM7 164V165H8ZM20 164V163H19ZM39 164V165H40ZM55 164V163H54ZM59 164V162H58ZM71 164V163H70ZM79 164V163H78ZM77 164V165H78ZM105 164V163H103ZM244 162H242V164H240V166H238L237 164H235L234 167H229L226 169H228V171L226 170H223V171H219V173L215 174V176L213 178H211V176H207L204 180H200L198 182H193L192 184H187V186L184 184V186L181 188V186H177L175 185L172 186V188L170 189V191L168 192L167 190V193L165 194H161L164 198H167L170 200L169 202L173 201V207L172 209H169L168 207V203L165 201L166 199H164L162 196V199L159 195L153 197H151V199H146L147 197H145L144 201H142V205H138L136 204V206L138 205V209L135 213L134 211V215H132V217H127L126 216V226L129 227V229H131V233H130V236L128 235V238L125 239V240H121V236L119 237V242L117 244V247H114L112 246V242L110 243L109 240H112L113 237L111 236L112 234L110 232H108L107 230V235L106 237L108 236V234L110 233L111 235H109L111 237V239H109V236L105 239L106 243L104 242V244H99L98 247L97 245L95 246V262L94 261H91L92 264H194V260L196 261V259H201V260H204L202 261L205 262L207 261V263L209 262L210 264H264V161L263 162H260V163H256L255 165H251L248 169H244ZM11 165V164H10ZM30 165V163H29ZM28 165V166H29ZM34 165V164H33ZM32 166H29L28 168H24L23 169V174L27 171V169L29 170L30 167H33ZM60 165V164H59ZM69 165V164H68ZM90 165V164H89ZM88 165V166H89ZM94 165V164H93ZM120 166V164H116L114 163L113 166ZM133 165V164H132ZM181 165V164H180ZM199 165V164H198ZM234 165V163L232 164ZM14 166V165H13ZM47 166V165H45ZM112 166V167H113ZM192 166V165H191ZM226 166V165H225ZM237 166V167H236ZM243 166V168H241ZM35 167V166H34ZM34 167L32 168L34 170ZM52 167V166H51ZM50 167V169H51ZM60 167V166H58ZM57 167V169H58ZM74 167V166H73ZM84 167V165H83ZM127 167V166H126ZM148 169H147V168ZM176 167V166H175ZM187 167V166H186ZM195 167V166H193ZM198 167V166H197ZM206 167V166H205ZM236 167V168H235ZM239 167V168H238ZM1 167L0 165V172L2 174H5L4 173V169ZM13 167H7L6 169L8 170H11ZM19 168V167H17ZM46 167H44V172H41V171H37L39 173H37L35 170L36 173H34V171H28L30 174V178H28L26 180V177H22L21 178H17L18 179V182L19 180L20 181H23L21 182L19 185L20 186H17V188H14L13 190H11L10 192L13 191V193H17V195H15V198H17L18 201H23L24 196H27V199H28V203L26 202L27 199H24V203L28 204L29 206H26L28 207V209H23L22 210L25 212L26 211V214L23 213V216L25 214V217L27 220H29V217L30 218H34L32 221H35L37 218L36 217H33L32 214H35L36 213V209H39L38 207H40V209H42V212L43 213L44 211L43 210H49L50 211V215H48V217L50 216L49 218V221H45L46 223L49 222L50 225H51V219L52 221H54L53 218H56L57 219H60L59 221L57 220L56 222H63V220H68V219H65L67 218L68 215H72L71 212H76L75 210H77L75 207H79L80 211H83L81 210V208H83L84 206L81 205V202H85V200H87L85 194H83V197L85 196L84 198V201L81 200L80 196H81V193H83L82 191L86 190V188L88 189L89 187V184L91 185V182H85V186L84 187H81L82 184L84 182H81V186H77L78 189L76 188V191H77V194H79L77 197L75 198H72V197H68L66 194L63 193V196L61 195L62 191L58 192L59 194H57V191H56V188L59 187H55V190H53L52 194H48L47 196H45V199L44 200H41L43 197L42 195L38 196L39 198L41 199H38V197H36L37 199L34 201V197L31 196L32 194V190L35 188H37L36 186L41 187L42 184L44 183H40V182H47L45 180H48V181H54L55 179H53V177L55 178V175L51 178L52 176V173L56 174L58 172V170H55L54 172L51 171V172H47L49 171V169H45ZM63 168V167H62ZM66 168V167H65ZM81 169H76L78 171L82 170L83 168L80 167ZM91 168H93V166L91 165ZM89 168V170L91 169ZM114 168V167H113ZM151 168V167H150ZM212 168V167H211ZM224 168V167H223ZM234 168V169H233ZM20 169V168H19ZM18 169V170H19ZM54 169V167H53ZM74 169V168H73ZM153 169V168H152ZM151 169V170H152ZM194 169V168H193ZM239 169V170H238ZM3 170V172L1 171ZM39 170V169H38ZM47 170V171H45ZM52 170V169H51ZM62 170V169H60ZM59 170V171H60ZM68 170V169H67ZM70 170V169H69ZM88 170V169H87ZM111 170V169H110ZM157 170V169H156ZM174 170V169H173ZM172 170V171H173ZM188 170V169H187ZM191 170V169H190ZM199 170V169H198ZM208 170V169H207ZM219 169H217L218 171ZM241 170V171H240ZM244 170V171H243ZM20 171V170H19ZM57 171V172H56ZM75 171V170H73ZM71 171V172H73ZM77 171V173H78ZM109 171V170H108ZM123 171V169L121 170ZM176 171V170H175ZM230 171H233L234 173H239L237 175H234V173L230 172ZM9 172V171H8ZM26 172V173H28ZM56 172V173H55ZM62 175L66 174V172L64 170H62ZM83 172V171H82ZM104 172V170L102 171ZM101 172V173H102ZM107 172V170H106ZM161 172V171H160ZM168 172V171H167ZM170 172V171H169ZM179 172V170H178ZM183 172V170H182ZM229 172V173H228ZM0 173V175H1ZM68 173V172H67ZM74 173V172H73ZM76 173V172H75ZM81 173V172H80ZM78 173V174H80ZM89 173V171H88ZM111 173V172H110ZM109 173V174H110ZM123 173V172H122ZM127 173V172H126ZM180 173V172H179ZM193 173V172H192ZM243 173V174H242ZM247 173V175H246ZM58 174H56V176L58 177ZM96 174V173H95ZM130 174V175H129ZM145 174V173H144ZM245 174V176H243ZM69 175H70V172H69ZM90 176H92L91 174H89ZM104 175V173H103ZM107 175V174H105ZM104 175V176H105ZM115 175V174H114ZM125 175V174H124ZM233 175V176H232ZM240 175H242V178L245 177V180L243 182L242 178L240 177ZM13 176V175H12ZM16 176V175H15ZM25 176V175H24ZM65 176V175H64ZM68 176V175H67ZM67 176H66V179H67ZM111 176V175H110ZM113 176V175H112ZM120 176V175H119ZM190 176V175H189ZM3 177L6 178V176L3 175ZM0 176V183H6V182H3L2 180H4V178ZM72 177V176H71ZM84 177V176H82ZM125 177V176H124ZM127 177V178H128ZM194 177V176H193ZM13 178V177H12ZM16 179V177H14ZM64 180H65V177H63ZM73 178V177H72ZM79 177H77L78 179ZM102 178V177H100ZM126 178V177H125ZM192 178V177H191ZM13 179V181L15 180ZM22 179V180H21ZM51 179V180H50ZM53 179V180H52ZM59 179H62V178H59ZM76 179V180H77ZM113 179V177H112ZM123 179V178H122ZM121 179V180H122ZM141 179V178H140ZM202 179V178H201ZM247 179V180H246ZM44 180V181H43ZM70 180V178H68V181ZM117 178L113 181H115L116 183L118 181H116ZM120 180V179H119ZM127 180V179H126ZM241 180V181H240ZM8 181V179H7ZM104 181V180H103ZM113 181H109L108 183L112 182V184L114 185ZM240 181V182H239ZM17 182V181H16ZM124 182V180H123ZM133 182V181H132ZM138 182V181H137ZM14 183V182H13ZM48 183V182H47ZM45 183V184H47ZM58 182H56L57 184ZM94 183V182H93ZM105 183V182H104ZM115 183V184H116ZM119 183V182H118ZM128 183V181H127ZM185 183V182H183ZM242 183H245V184H242ZM40 184V185H39ZM43 185L42 187L46 186V185ZM55 184V186H56ZM63 184V183H62ZM99 184V182H98ZM2 185V184H0ZM68 185V184H66ZM71 185L73 186L72 184V181H71ZM102 185V184H101ZM15 186V185H14ZM95 186V184H93L92 188ZM103 186V185H102ZM112 185L109 186V188L111 187ZM130 186V185H128ZM139 187V185H137ZM10 187V186H9ZM134 187V186H133ZM1 188V187H0ZM4 188V187H3ZM64 188V186H63ZM82 188V189H81ZM90 187V189H92ZM95 188V187H94ZM106 189V187H104ZM107 188V189H109ZM112 188V187H111ZM110 188V189H111ZM116 190H117V187H115ZM130 188V187H129ZM135 188V187H134ZM62 189V188H61ZM101 189V188H100ZM110 189L108 191H110ZM126 189V188H125ZM168 189V190H169ZM10 190V189H9ZM43 190V189H42ZM68 190V189H67ZM71 190V189H70ZM70 190L68 192H66L68 195H72L71 193L73 191L70 192ZM78 190L81 192H78ZM136 190V189H135ZM5 191V190H4ZM17 191V192H16ZM52 191V190H50ZM55 191V192H54ZM95 191V190H94ZM104 191V190H103ZM164 191V192H165ZM34 192V191H33ZM37 192V191H36ZM45 192V191H44ZM48 191L45 192V194L47 193ZM86 191H84L85 193ZM120 192V191H119ZM118 192V193H119ZM9 193V192H8ZM35 193V192H34ZM56 193V194H55ZM154 193V192H153ZM157 193V192H156ZM155 193V194H156ZM4 194V193H2ZM38 194V193H36ZM55 194V195H53ZM5 195V194H4ZM33 195V194H32ZM59 195V196H57ZM74 195V194H73ZM72 195V196H73ZM90 195V194H89ZM117 195V194H116ZM121 195V193L119 194ZM165 195V196H164ZM167 195V196H166ZM17 196V197H16ZM19 196H22V200H19L20 197ZM125 196V195H124ZM152 196V195H151ZM74 197V196H73ZM94 197V196H93ZM161 198L160 200H157V198ZM9 198V196L7 197ZM34 198V199H33ZM124 198V197H123ZM75 199V200H74ZM252 200V201H255L256 204L254 205L255 207L252 209V206L250 208L249 204H247L249 202V200ZM17 200H15V202H17ZM40 200V201H38ZM122 200V199H121ZM250 200V202H251ZM116 201V200H115ZM4 202V201H3ZM6 202V201H5ZM4 202V203H5ZM9 202L7 205H10L12 203H10V199ZM166 202V203H165ZM1 203V202H0ZM64 203V204H63ZM86 203V202H85ZM18 204V203H17ZM21 204V203H20ZM96 204V203H95ZM140 204V203H139ZM236 204V205H235ZM62 205H66V207H62ZM85 205V204H83ZM11 206V205H10ZM37 206V208H36ZM81 206V207H80ZM94 206V205H93ZM101 206V205H100ZM12 207H14L12 205ZM21 207V205L17 206V210L14 211L17 212L19 211L18 208ZM31 209H34V213L29 211L30 208ZM92 207V206H91ZM96 208V210H93V215L91 214H88L90 215L88 217H84V218H87L83 224L84 226L85 225H89L92 227H95V224H94V221H97V219L99 220L100 218L101 219H105V215H107L108 213V210L106 212V214H104V210L106 211V209H103L102 207H98L97 205L94 206ZM93 207V208H94ZM9 208V207H7ZM69 209L70 211L66 212L65 210L63 209ZM74 208V209H72ZM118 208V207H117ZM135 208V207H133ZM137 208V207H136ZM30 209V210H31ZM39 209V210H40ZM92 209V208H91ZM98 209V210H97ZM38 210V211H39ZM46 211V212H47ZM96 211H97V218H93V216H96ZM229 211V212H228ZM40 212V211H39ZM38 212V213H39ZM66 212V213H65ZM71 214H70V213ZM91 212V211H90ZM132 212V211H131ZM1 213V211H0ZM9 214V212H4V214ZM13 213V214H14ZM40 213V214H41ZM69 213V214H68ZM89 213V211H88ZM110 213V212H109ZM227 213H230L232 214L233 218L235 219V223H234V226L232 229H227L229 225H227L228 223V216H226ZM2 214V213H1ZM7 214H6V217H7ZM18 214H20V217H22L21 215V211H19L17 213V216H19ZM40 214H36V215H40ZM46 214H49L46 213ZM76 214V213H75ZM101 214V215H100ZM125 214V213H124ZM15 218L16 217V214H14ZM35 215V216H36ZM43 216L45 215L44 213L42 214ZM40 215V218L41 216ZM52 215V216H51ZM86 215V214H85ZM100 215V216H99ZM103 215V217H102ZM111 215V214H110ZM110 215L108 214L107 215V219L110 217ZM129 215V214H128ZM42 216V217H43ZM119 216V215H118ZM5 217V218H6ZM38 217V216H37ZM45 217L47 218V215H45ZM44 217V219H46ZM125 216H123L124 218ZM2 220H4V216L2 215L1 216ZM0 218V219H1ZM8 218V217H7ZM25 218H21L22 220H25ZM36 218V219H35ZM40 218L38 217V219L40 220ZM64 218V219H63ZM72 218V217H71ZM42 218V220H44ZM48 219V218H47ZM113 219V218H112ZM123 219V221L125 220ZM11 219H9L10 221ZM16 220V219H15ZM14 220V221H15ZM26 220V221H27ZM38 220V222H39ZM41 220V221H42ZM70 220V219H69ZM81 220V219H80ZM84 220V219H83ZM81 220V222L83 221ZM231 220V219H230ZM18 221H19V218H18ZM18 221H15V222H18ZM26 221H23V222H26ZM8 222V220H7ZM45 222L43 221V225H47L45 224ZM230 222V221H229ZM22 223V221H21ZM20 223V224H21ZM54 223V222H53ZM65 222H63L62 224L64 225ZM106 223V222H105ZM3 224H4V221H3ZM10 224V223H9ZM27 224V223H26ZM25 224V225H26ZM40 224V223H39ZM54 224H58V223H54ZM76 224V223H75ZM82 224V223H81ZM42 225V224H40ZM39 225V226H40ZM53 225V224H52ZM67 225V224H66ZM65 225V226H66ZM81 226L79 223L76 225V228H78L79 226ZM260 225V227H258ZM27 226V225H26ZM36 226V225H34ZM38 226V229L41 230V227L39 228ZM55 226V225H53ZM78 226V227H77ZM82 227L83 229H86L87 226L85 227ZM88 226V227H89ZM7 227H8V224H7ZM24 227V226H23ZM23 227L21 226V229H23ZM29 227V226H28ZM45 227V226H44ZM67 227V226H66ZM90 227V228H92ZM97 227V226H96ZM4 228V227H3ZM6 228V227H5ZM15 228V227H13ZM12 228V229H13ZM32 228V227H31ZM59 228V227H58ZM63 229V227H61ZM159 229V233H157L158 229ZM2 229V227H1ZM0 229V230H1ZM19 229V228H18ZM17 229V230H18ZM25 229V228H24ZM23 229V230H24ZM62 229H59L60 231ZM157 229V230H156ZM15 230V229H13ZM34 230V229H33ZM44 230V229H43ZM64 230V229H63ZM71 232L73 231V234H70L71 237H76L75 234V230L74 228H70ZM4 231V229H3ZM2 231V232H3ZM12 231V230H11ZM26 231V230H25ZM45 231V230H44ZM59 231V232H60ZM79 232V229L76 230ZM84 231V230H83ZM87 231V230H86ZM91 231V230H90ZM90 231H87V237L88 236V233ZM15 233H18V235L20 234L19 232H23L24 231H14ZM29 232H31L29 230ZM28 232V233H29ZM42 232V231H41ZM77 232V233H78ZM242 232V234H246V241L245 244H243L244 242L240 243L238 242L239 239H236L238 234ZM46 233V232H45ZM80 233H81V230H80ZM120 233V232H119ZM118 233V234H119ZM1 234V233H0ZM11 234V233H10ZM13 234V232H12ZM53 234V233H52ZM63 234V233H62ZM61 234V235H62ZM17 235V234H16ZM24 235V234H23ZM26 235V233H25ZM25 235L23 236L24 239H25ZM54 235V234H53ZM35 236V235H34ZM37 236V235H36ZM41 236V235H40ZM66 234L64 236V238H62V236H60V242L56 241V243H61L59 245H54L55 246V249L56 247H61L62 245H64V242H66ZM119 236V235H118ZM14 237V236H13ZM39 237V236H38ZM43 237V236H42ZM53 237V236H52ZM69 238V236H67ZM78 237H79V234H78ZM82 237V236H81ZM85 237V236H84ZM115 237H117L115 235ZM20 238V237H18ZM17 238V239H18ZM44 238V241H47V238L43 237ZM50 238V237H48ZM57 238V237H56ZM59 238V237H58ZM96 238V237H95ZM13 239V238H12ZM21 239V238H20ZM34 239V238H33ZM41 239V238H40ZM53 239H55L53 237ZM87 239V238H86ZM89 239V238H88ZM3 240V239H2ZM16 240V239H15ZM19 240V239H18ZM23 240V239H22ZM39 240V238H38ZM64 240V242H63ZM71 240V239H70ZM70 240L68 242H70ZM81 240V239H80ZM90 240V239H89ZM107 240L109 242H107ZM117 240V239H116ZM11 241V239H10ZM24 241V240H23ZM34 242L36 241V239L33 240ZM55 241V240H54ZM210 241H213L214 243H216L215 246H217V244H220L218 245L223 247V252L221 254H216V252H213L210 250V247H209V243L211 244ZM19 242V241H18ZM17 242V243H18ZM32 243V241H29ZM37 242H41V241H37ZM43 242V241H42ZM53 242V241H52ZM63 242V243H62ZM93 242V241H92ZM99 242V240H98ZM28 243V242H27ZM47 243V242H46ZM46 243H37L39 245H42V244H45ZM67 243V242H66ZM65 243V244H66ZM78 243V242H77ZM110 243V244H109ZM213 243V244H214ZM34 243H32L33 245ZM48 244V243H47ZM68 244V243H67ZM66 244V245H67ZM73 244V242H72ZM85 244V243H84ZM114 244V243H113ZM38 245V246H39ZM70 245V243H69ZM80 245V244H79ZM83 245V244H82ZM101 245V246H100ZM4 246V245H3ZM25 245H23L22 247H24ZM30 247V244L28 245ZM49 246V244H48ZM39 247L41 249H45L47 248L49 250L50 247ZM51 246V245H50ZM68 246V245H67ZM64 247L67 249L68 247ZM74 246V245H73ZM19 247V246H18ZM21 247V248H22ZM36 247V246H34ZM25 248V247H24ZM23 248V249H24ZM33 248V247H32ZM216 248V247H215ZM36 249V248H35ZM34 249V250H35ZM51 249V248H50ZM69 249V248H68ZM75 249V248H74ZM27 250V249H26ZM57 250V249H56ZM65 250V249H62V251ZM70 250V249H69ZM68 250V251H69ZM78 250V249H77ZM76 250V251H77ZM79 250H80V246H79ZM89 250V249H88ZM91 250V249H90ZM59 251V250H58ZM57 251V252H58ZM83 251V250H82ZM87 251V250H86ZM92 251V250H91ZM15 251H13L12 253H14ZM19 252V251H18ZM53 252V251H52ZM61 252V251H60ZM65 252V251H63ZM61 252V253H63ZM81 252V250H80ZM22 253H25V251H23ZM28 253V252H27ZM34 253V252H33ZM32 253V254H33ZM60 253V254H61ZM72 253V252H71ZM77 253V252H76ZM94 253V251L92 252V254ZM11 254V253H10ZM20 254V253H19ZM35 254H38L39 253H36ZM65 254V253H64ZM79 254V253H78ZM91 254V255H92ZM263 255V259H261V255ZM26 255V259H27V254L25 253ZM25 255H21V256H25ZM72 255H74L72 253ZM93 255V256H94ZM260 255V256H259ZM15 256V253L14 255ZM31 256V254H30ZM76 256V255H74ZM18 257V256H16ZM70 257V261L69 263H71V256L69 255ZM64 258V257H63ZM66 258V257H65ZM87 258V257H86ZM92 258V257H91ZM4 259V258H3ZM8 259V258H7ZM16 259V258H14ZM25 259V261L23 260L24 264L27 262ZM32 260V258H30ZM6 260V259H5ZM10 260V259H9ZM12 260V259H11ZM21 260V259H20ZM19 260V261H20ZM29 260V259H28ZM38 260V259H37ZM55 260V259H54ZM59 260V258H57L56 262ZM86 260V259H84ZM16 261V260H15ZM14 261V262H15ZM61 261H65V260H62L60 259V263ZM87 261V260H86ZM89 261V262H90ZM7 262V261H6ZM22 262V261H21ZM33 262H36V261H33ZM68 262V261H67ZM76 262V261H75ZM82 262V261H81ZM84 262V261H83ZM121 262V263H119ZM11 263V262H10ZM18 263V262H15V264ZM20 263V262H19ZM18 263V264H19ZM31 263V262H30ZM38 263V261H37ZM63 263V262H62ZM73 263V262H72ZM196 263V262H195ZM208 263V264H209ZM6 264V263H5ZM14 264V263H13ZM21 264V263H20ZM33 264V263H32ZM54 264V263H53ZM68 264V263H66ZM76 264V263H74ZM78 264V262H77ZM80 264V263H79ZM82 264V263H81Z\"/></svg>", "mask_w": 264, "mask_h": 264}, {"label": "rangeland", "instance_id": "rangeland-1", "mask_svg": "<svg viewBox=\"0 0 264 264\" xmlns=\"http://www.w3.org/2000/svg\"><path fill=\"white\" fill-rule=\"evenodd\" d=\"M23 1V0H22ZM30 1H32V2H34V1H36V0H30ZM183 1H185V0H169L167 3L170 5V6H172L173 8L172 9H179V10H181V8H183L182 7V5L184 4V2ZM186 1H188V2H192L191 0H186ZM18 2V1H17ZM20 2V1H19ZM27 2V3H26ZM23 3V2H22ZM26 3V4H25ZM30 2H29V0H24V3H23V5H25V7H29L30 6V4H29ZM167 4V6L166 5H163V6H165V7H163L162 6V8H164V9H162L161 10V13L158 15V16H155L154 18H156L155 19V21L154 20H151V22L153 23V25L152 26H149V24H152L151 22H149L147 25H146V27H145V29L144 30H133V32H132V34H131V38H129L128 37V35L126 36V34H127V32H122V33H126V34H122V36L120 35V37L122 38H118V39H112L109 43L108 42H106V43H108V44H110L111 42H113V44L111 43V46L110 45H102V47H100L101 49H102V51L104 52L103 53V55H101L100 56V59L102 60H100V64L103 66V65H105V68L108 70V74H109V77H108V80H107V86H109L108 88H110V89H112L113 90V92L114 91H117V92H114V93H112L111 94V96H114V94L116 93L117 95H119L120 94V98L118 99V100H116V101H118L117 102V104H120L121 106L122 105H125V106H127V105H129V103H130V100L132 101L133 99H134V96H133V92H131V94L129 95L128 93H127V91H126V93H120V91H118L117 90V88H116V86H115V83L113 82V78H112V82H109V78H111L112 77V75L114 74V75H116L117 74V77H119L120 76V78H121V76H122V67L120 66L121 65V59H120V57H119V55L121 54V53H126V51L128 52V54H130V56H131V58L132 57H134V59L132 60V64H133V61L135 60V58H136V56H137V58H136V60L138 61H134V63L135 64H131V65H129L130 66V68H129V66H126L127 64H126V62H124V64H125V66H126V69L128 70L127 71V73H129V75H135L137 72H139V73H141V75H142V78L143 79H146V80H148V81H151V85H152V87H154L153 89H155L156 87H157V85H158V87L160 86L161 88L163 87L164 89H165V87L164 86H166L167 87V85H169L170 83H169V79H168V77H167V75H169V73H168V71L170 70V71H172L171 73H174V71L176 72V68H175V66H178V68H180L181 66L182 67H184L183 69H188V72H187V70H185L186 72H185V75H187L188 77H191L192 75V80L190 81V82H188V77H187V82H188V86H190V83H191V88L189 87V88H187L188 89V92L185 94L186 95V97H185V95H184V92L182 91V92H178V90L176 91V90H174V95L172 94L171 95V97H172V99H171V97L168 95L166 98H164L165 96H163L162 94V96H160V99L162 100V101H165L166 103H167V105H170V106H173L174 108L176 107V105L178 106V107H176L175 109H177V108H179L180 109V107H183V108H181V110L183 111V112H186L187 111V108L188 107H185L186 106V100L187 101H189V99H193L194 97L195 98H199V99H196V100H200V101H197L198 103L197 104H199V105H196L195 106V102H194V106L195 107H199L200 105H202V103H199V102H201V100L203 99L202 97H205L206 96V94L208 95V90L207 89H209V88H211V90L210 91H212L213 89H217V87L219 88V89H217V90H219V91H215V92H219L220 93V91H221V94H220V96H223V98H225V96H227V94L229 93V92H232V90H233V92H237L236 90H238V92H242V91H244V90H246V89H250V87H248V86H251V87H253V85L254 84H252V82H251V79L249 78L248 79V77L249 76H251V74H249L247 77H245V78H243L242 79V85H241V82H239V78H238V75H237V71L238 70H240L241 69V67H242V69L244 68V70H245V66H246V63H245V61H242L240 64H239V68L240 69H238V57H235V56H233L232 55V53L231 52H235L234 50H235V47L237 46L236 45V43H234L235 41L234 40H232V41H234L233 42V44L230 42V41H228L227 43L228 44H226V45H224V46H222V44L221 43H223V42H221V41H223V40H219V38H217L218 37V33L216 32V30L215 29H213L212 30V33H211V35H212V37H213V40H214V47H215V50H216V52L218 53V54H220V52L222 53V55L221 56H219L218 54H215L216 52H215V50H213L212 48H213V43H211L210 42V40H208V38H207V40L206 41H208V42H202V41H204V39H201L202 38V36H201V34L199 33V32H196V31H193V33H191L190 34V36L188 35V34H186L187 36L185 37V35H183L181 32H182V30L181 29H175L174 28V30H175V32L174 31H172V28H165L164 26H162V27H164L163 29L161 28V25H158V28H157V23H154V22H156V20L159 18V21H160V19H161V14H164L168 9L170 10V6ZM186 4V3H185ZM19 4H17V6H18ZM21 5V4H20ZM18 6V7H21V6ZM23 5H22V7H23ZM169 6V7H168ZM21 7V8H22ZM168 7V8H167ZM133 9H135V8H133ZM133 9H128L129 10V13H130V15H128L129 13H127V17H128V19H129V17H130V19L132 20V18L134 17V16H137L138 14L140 15V13H141V11H139L138 10V14H137V10L136 11H133ZM145 9H147V8H145ZM179 10L177 11V10H174V11H176L175 13H180L179 12ZM143 11V10H142ZM165 11V12H164ZM125 12H127V10L126 11H122L121 13H122V15L120 16L121 18H122V16L124 17L125 16ZM136 12V13H135ZM146 12H147V10H146ZM123 13H124V15H123ZM133 13V14H132ZM143 13V12H142ZM38 14V13H37ZM36 14V15H37ZM137 14V15H136ZM35 15V14H34ZM33 16L32 17V21H31V18H30V22H32L31 24H30V22L28 21V28H30L29 29V31L31 32V34L32 35H39V38H41L40 39V41L41 42H43V46H45V47H47L48 46V43H46L45 41L46 40H48L49 38V36L48 35H46V34H50V31H52L53 29V31H55V30H57V31H59V28L57 27H54V28H52V30L48 27V24H42L41 23V25H42V27L45 25V27H41V26H39L37 23H39L38 21H40L39 20V14L37 15V16ZM161 15V16H160ZM179 15V14H178ZM126 16H125V18H126ZM120 17L118 18V20H120ZM36 18H38V19H36ZM101 18H103V19H101ZM153 18V19H154ZM101 19V21L99 22L98 21V23H100L99 24V27L100 28H98V29H100V31L98 30V32L99 33H97V34H94V37H93V35H92V40L93 41H95V39H97V37H98V39H99V37L101 36H104V35H106V33L103 35V33L104 32H107V33H111L110 31H111V29H109L108 30V28H106V26L105 25H103V21H104V17H103V14H101V16H99L98 17V20H100ZM129 19V20H130ZM37 21V22H36ZM117 21V20H116ZM158 21V20H157ZM41 22V21H40ZM36 23V24H35ZM160 23V22H159ZM158 23V24H159ZM33 24V25H32ZM40 24V23H39ZM156 27H155V26ZM167 25V24H166ZM39 26V27H38ZM50 26V25H49ZM154 26V27H153ZM160 26V27H159ZM41 27V28H40ZM53 27V26H52ZM150 27V28H149ZM34 28V29H33ZM39 28V29H38ZM102 28V29H101ZM107 30H106V29ZM147 28H148V30H147ZM158 30H157V29ZM33 29V30H32ZM44 30V31H43ZM46 30H48V31H46ZM168 30H171L170 32L168 31ZM142 31V32H141ZM147 33H146V32ZM153 31V32H152ZM157 31V33H155L154 34V32H156ZM159 31V32H158ZM164 31V32H163ZM177 31V32H176ZM37 32V33H36ZM41 32H43L42 34H41ZM62 32H63V34L64 35H66L67 36V38H68V36L69 35H67L68 34V32L66 31V30H62ZM62 32H60L61 33V35H62ZM103 32V33H102ZM142 34H141V33ZM145 32V33H144ZM149 32V33H148ZM95 33V32H94ZM101 33V34H100ZM140 33L141 34V36H139L138 34ZM179 33H180V35H179ZM184 33V32H183ZM196 33V34H195ZM197 33H199L198 35H197ZM148 34V35H147ZM157 35V36H154V35ZM158 34H159V36H160V34H163V35H161V39H162V41H161V39L160 38H158ZM178 36V37H176V35ZM185 34V33H184ZM193 34V35H192ZM51 35H52V37H50V39H54V40H52L53 42L54 41H56V40H58L57 38H55L56 37V35H55V33H51ZM50 35V36H51ZM55 35V36H54ZM64 35H62V36H60V35H58V37L60 36V37H63V38H60L59 37V41H58V43L59 42H61L60 43V47L62 48V46H63V50L62 51H60V49L59 50H57V49H55L58 53H59V55L61 54V56H59L58 55V53L57 54H53V56H51L52 57V60H53V62H52V60H51V58H48V59H46L47 60V62H49V61H51V62H49V65H51V66H49V65H47V62L45 63V61H44V65L45 66H47V68L45 69L44 67L42 68L45 72V74L46 73H48L49 72V70L51 71V69H55V72H58L57 73V76L59 77L61 74H63V75H66V77L67 78H65V81H64V77L62 78V75H61V77H59V78H61L62 79V82L65 84V86H64V84L63 83H61V80L58 78V79H56V81L57 80H60L59 81V83H54V85L56 84L58 87H57V90L56 91H58V90H60V86H61V88H66V90H63V89H61L60 91L62 92V95L65 93L66 95H61V94H58L57 95V93L54 91V88L56 87V86H54L52 83L53 82H56L55 80L52 82V83H48V85L49 84H51L52 86H53V89H52V86H50L51 88H47L49 91H51V93H53L52 91H54L56 94H52V98L54 97V95H56V97H54L55 98V100L56 101H58V107H56V109L54 108L55 106H56V104H57V102L55 101V100H53V101H55V102H53L52 104L49 102V99H47V100H45L46 98H44L42 95H40V91L38 92V90L39 89H41V92L42 91H44V92H42V93H45V94H49L50 92L48 91V92H45V89H46V86L47 85H44V88L45 89H43L42 88V86H43V84H45L46 82L45 81H47V77H46V79H44L43 81H44V83H43V81H42V83L40 82L44 77L43 76H45V75H43L42 77H41V80L39 81L40 82V85H39V82L38 81H36V86H34L35 87V89H38V90H34V91H31V89L29 90V87H26V89L25 90H27V91H31L30 93L31 94H35V91L38 93V95L41 97V98H44V101L46 102H44L45 104L44 105H47V102H49V105L47 106V108H43L44 110H46V111H42L43 109L41 108V110H40V112H42V114H43V112L45 113V114H50V115H52L53 113L54 114H59V115H61V116H59V115H57V116H59L58 118H60V119H57V117L56 118H54L56 121L57 120H59V123L60 122H67V125L68 126H66L65 125V123H63V124H61L62 126H66V128L64 127V128H62L63 130L60 132L59 131V133H60V135H62L61 133H64L65 132V134H66V132H68L67 133V136L69 135L70 137H73L72 139L70 138L69 140H67V141H69V142H67L66 141V144H67V146H66V153L64 154V150H61V147L59 146V144L56 146V135H58V134H55V136H54V134H52L53 133V131H52V133L49 131V133H46L49 129H47V128H49L51 125L49 124V121L51 120L50 119V116H48V115H46V117H45V115H43L46 119H44L43 120V116H40L41 118H39L37 121L40 123V124H38V122L37 121H35V119H34V121L36 122V124H37V126H38V128H39V130H35L36 128H37V126H36V128L34 129V125H35V123L34 122H32V120H31V122H29L28 124L27 123H23V121L22 122H20V119H19V121H16L15 119V121L17 122H15L14 120H12L11 119V121H9L8 122V128H9V131H11V132H13L14 130H16L18 127H19V123L20 124H26L31 130H33L34 129V131H35V133H39V135H37V134H35V135H37V140L36 139H34V138H32L30 141H31V146H29V144L27 143L28 142V140L26 141V139H24V140H22V139H20V140H18V145H19V149L20 150H22V152L24 151H27V152H23L24 154H25V156H23V153H21L19 156H16V155H12V154H10V152L8 151V147L5 145V146H3L1 149L3 150H0L1 152H0V156L2 155V157H0V165H1V167L5 170L4 171V173L5 174H2L1 172V177H3V175L4 176H6V178L5 177H3L4 178V180H2L3 182H6V183H0V184H2V185H0V211H1V213H0V218H1V216L3 215L4 216V224H3V221H1L2 220V218L0 219V229H1V227H2V229L0 230V264H15V262H20L21 264H24V262H23V260L25 261V259H26V255H25V253L27 254V259H26V263L25 264H66V263H68V264H74V263H76L77 264V262H78V264L80 263H82V264H92L91 263V261H94L95 262V255L94 254H96L95 253V246L97 245V247H98V245L99 244H104V242L106 243V241H105V239L109 236V235H111L112 237H113V239L112 240H109L110 241V243L112 244V246H114V247H117V244H118V242H119V237L121 236V240H125V239H127L128 238V235L130 236V233H131V229H129V227H127L126 226V216L128 217H132V215H134V211L136 210L137 211V209H138V205H142V201H144L145 199V197H147L146 199H151V197H152V199H153V197H155L156 195L158 196H162L164 193L166 194L167 193V191L169 192L170 191V189L172 188V186H174L175 187V185H177V186H181V188L184 186V184L187 186V184H192L193 182H198V181H202V180H204L207 176L209 177V176H211V178H213L214 176H215V174H217V173H219V171L221 170V171H223V170H225L226 169V167L227 168H229V167H234L235 166V164H237L238 166H240V164H242V162H244V169L246 170V169H248L251 165H255L256 163L258 164V163H260V162H263L264 161V139H263V135L264 134H262L261 136H259V138H260V140H259V138H258V140L257 141H255L254 143H251L250 144V148L252 149H250L248 146L247 147H244V146H246V145H249V144H246V145H240V143L239 142H236V143H231V141H226V143L224 142V144H226L225 146L223 145L222 147L221 146H219L217 149H214L213 151H216V152H213V154H211L212 156H208L207 154L206 155H203V157L202 156H200L199 158H198V162L196 161L195 163L193 162V163H191L190 165H184V162H183V160H177V162H178V164H179V166H180V168L178 169L179 170V172H178V170H177V164L174 166V165H168V164H161V166H160V164H158V166L157 165H154L155 167H153V166H150V167H146L148 170L146 171V170H144L143 169V171H142V174H141V176H140V178H138V179H134V180H132L133 178H132V176H129L128 177V173H130V170L132 169V167H133V169H135L136 168V165H137V163H139L140 161H141V158H142V156H144V155H147V149L145 148L146 146H141V144H144V145H146L147 143V138H148V135H147V138H146V136H145V134H149V136H150V138L151 137H156V138H158L157 137V135L155 134L156 132H155V128L157 129V126L154 128V126H155V122H154V120H153V122L150 120V118L149 117H147V116H145V115H140V118H138V120L137 119H135V120H133V122L135 121H137L136 123H130V122H132V120H129V123L128 122H125L126 124H124V122H123V124L121 125V126H118L117 128H116V132L115 133H108L107 132V134H106V132L105 133H100V135L99 134H97V135H99L100 137L99 138H97L96 139V137H98L97 135H93L92 134V132H90V131H92L91 130V126L89 125L90 124V122L88 121L87 122V119H86V116H85V114H84V108H85V106L84 105H86V104H88V106H86V109L88 110V107H89V112H91V111H96V113H97V115L99 116H101V115H103V114H106L108 111H109V106L108 105H106V102H105V94L103 93V92H99V89L97 88V86H95L94 87V85L92 86V83L91 82H93V80H92V77H93V74H92V76H84L83 77V72H82V70H81V65H83V67H84V61H85V64H87V62H86V60H83V56L80 54V56H77L78 54H76L75 55V53H72V52H69V50H71V46H74V40L71 38H69L68 40L66 39L65 40V38H66V36L64 37ZM123 35H125V36H123ZM191 35H192V37H191ZM42 36V37H41ZM45 36H46V38H45ZM48 36V37H47ZM54 36V37H53ZM97 36V37H96ZM136 36V37H135ZM154 36V37H153ZM189 36V37H188ZM199 36V37H198ZM46 39V40H44V38ZM105 37V36H104ZM125 37H126V39H125ZM146 37V38H145ZM153 37V39L154 38H156V40H157V42H158V40H160L159 42H158V47H157V51H158V49H159V51H158V56H156L155 57V59L151 56H149V58H148V55L149 54H152L154 51H155V49L154 48H156L155 47V45H157V44H155V41L156 40H153V42H152V40H150L151 38ZM176 37V38H175ZM191 37V38H190ZM211 37V36H210ZM209 37V38H210ZM178 38V39H177ZM185 38V39H184ZM56 39V40H55ZM98 39L96 40L98 43L97 44H94V42H92L94 45H91V49L92 50H96V49H98L97 47H99V46H101V44H100V42H101V40H102V38H100L101 40L100 41H98ZM106 39H107V35H106ZM129 39H131V41H132V46H133V49H132V51H131V44H130V42L131 41H129ZM147 41H146V40ZM44 40V41H43ZM62 40V41H61ZM65 40V41H64ZM117 40V41H116ZM121 40L123 41V42H121ZM126 40V41H125ZM142 40V41H141ZM144 40V41H143ZM177 40V41H176ZM185 40V41H184ZM213 40H212V42H213ZM52 41L50 40L49 42L50 43H52ZM64 41V42H63ZM70 41V42H69ZM116 43H115V42ZM146 41V42H145ZM149 41H151V42H149ZM170 41V42H169ZM174 41V42H173ZM219 41H220V43H219ZM66 42V43H65ZM128 42V43H127ZM138 42V43H137ZM169 42V43H168ZM171 42L173 43V44H171ZM65 43V44H64ZM69 44V50L66 48L67 46H68V44ZM121 43H123V44H121ZM145 43H148L149 45H150V49L153 47L152 46V43L153 44H155L154 45V48H152L151 49V53H149L148 54V52H149V49H148V52H143V50L144 49H142L141 47H143V45L144 46H148V48H149V45L148 44H145ZM168 45H167V44ZM197 43V44H196ZM98 44H100L99 46H98ZM143 44V45H142ZM171 44V45H170ZM185 45V46H183V45ZM204 44V45H203ZM67 45V46H66ZM97 46V47H94V46ZM161 45L163 46V47H165V49H168V46H169V49L168 50H163L164 48L162 47V50L164 51H162L161 49H160V47H161ZM199 47H198V46ZM200 45H201V49H199L200 48ZM220 45V46H219ZM234 45H236V46H234ZM122 46V47H121ZM171 46H172V49H175L174 51H173V53H172V49H171ZM191 46L194 48V49H192L191 48ZM202 46H203V49H202ZM206 46V47H205ZM222 46V47H221ZM227 48H226V47ZM9 46H7V48H5V46H4V48H5V51H6V49H9L8 48ZM94 47V48H93ZM106 47V48H105ZM112 49H111V48ZM128 47V48H127ZM174 47V48H173ZM185 47V48H184ZM196 47V48H195ZM205 47V48H204ZM219 47H221V48H219ZM3 48V49H4ZM59 48V47H58ZM137 48L139 49V50H137ZM191 48V49H190ZM90 49V47H89V50H91ZM127 49V50H126ZM140 49H141V52H140ZM198 49V50H197ZM220 49H221V51H220ZM229 51H228V50ZM68 50V51H67ZM122 50V51H121ZM171 50V51H170ZM181 50L183 51V53L181 52ZM186 50V52L187 53H185L184 51ZM195 50V51H194ZM197 50V51H196ZM203 50H204V52H203ZM212 50V51H211ZM226 50V51H225ZM5 51L3 52H1V53H5ZM8 51V50H7ZM56 51H54V52H56ZM121 51V52H120ZM134 51V52H133ZM169 51H170V53H172V54H170L169 53ZM176 51H178V52H180L179 54L176 52ZM200 51V52H199ZM206 51V52H205ZM213 51L215 52L214 54L215 55H218L219 57L217 58L215 55L214 56H212L213 54ZM63 52H65L64 54H67V55H65L64 56V54H62ZM109 52V53H108ZM133 52V53H132ZM190 52V53H189ZM191 52H193V53H191ZM201 53V52H203L204 54H205V56H207L208 55V53L210 54H212V55H210L209 57H210V59H213L212 60V62L209 64V66L207 65L206 67H204V69L203 70H201V67H200V62H202V60H200V59H204L203 57H205L204 55H202V54H200V56L198 55V53ZM227 52V53H226ZM102 53V52H101ZM108 53V54H107ZM111 53V54H110ZM120 53V54H119ZM135 53V54H134ZM140 53V54H139ZM142 53H144V54H142ZM147 53V54H146ZM74 56H73V55ZM104 54H106V55H109V57L110 58H108L109 59V61L108 62H106L105 60L107 59V57L108 56H106V55H104ZM134 54V55H133ZM154 54H156V52H154ZM153 54V55H154ZM170 54V55H169ZM180 54H181V56H180ZM185 54H186V56H185ZM232 55L233 57H234V61H231V60H229L230 58L233 60V58H232V56H230L229 57V55ZM234 54V53H233ZM57 55H58V57H57ZM117 55V56H116ZM138 55H147V56H145L146 57V60H148L147 62H146V60H144L143 62H141L140 61V59H142V57L140 56V57H138ZM164 55L166 56V58L164 57ZM178 55V56H177ZM192 55V56H191ZM223 55L225 56V59H224V57H223ZM227 55H228V57H227ZM55 56L57 57V58H55ZM64 56V57H63ZM115 56V59H113V57ZM184 56H185V58H184ZM194 56H196V57H194ZM197 56H199V57H197ZM201 56H202V58H201ZM65 57H68V59H66L65 60ZM119 58V59H117V58ZM174 57H177V59H178V57H181L180 58V62H179V60H175L174 59ZM194 57V59L196 58V59H198L197 61H196V59H195V61H194V59H192ZM214 57V58H213ZM216 57V58H215ZM60 58H63V61H62V59H60ZM73 58H74V60H73ZM79 58V59H78ZM152 58H153V60H152ZM156 58H157V60H156ZM158 58H159V60H158ZM167 58H169V59H167ZM183 58L185 59V60H183ZM189 58V59H188ZM200 58V59H199ZM207 58V57H206ZM228 58V59H227ZM253 59H250V60H248L249 62H248V64L247 65H253V66H251L252 68L253 67H255L254 65L255 64H257L258 62V56H256V55H254L253 57H252ZM2 59V61H4L3 60V58H1ZM1 59H0V62H2L1 61ZM50 59V60H49ZM78 59V60H77ZM82 59V60H81ZM117 59V60H116ZM167 59V60H166ZM192 59V60H191ZM218 59L220 60H222V62H223V64H222V62H221V60L220 61H218ZM58 62H57V61ZM72 60V61H71ZM112 60V61H111ZM115 60H116V62L117 63H115ZM143 60V59H142ZM151 60V62H153V61H155V62H153V63H148L149 61ZM167 62H166V61ZM174 60V61H173ZM187 60V61H186ZM216 61V62H218L219 63V65H218V63H216V62H214L213 63V61ZM55 61V62H54ZM64 61H66V62H64ZM69 61V62H68ZM77 61V62H76ZM80 61H82V62H80ZM104 61V62H103ZM111 61V62H110ZM118 61H119V63H118ZM158 61H159V63H158ZM169 61L171 62V63H175L176 61L179 63V65L181 64V66H179V65H168V63H169ZM173 61V62H172ZM200 61V62H199ZM224 61H225V63L226 64H224ZM231 61V62H230ZM239 61H241V60H239ZM62 64L61 66H60V63ZM65 63V65H64V63ZM71 62V63H70ZM76 62V63H75ZM176 62V63H177ZM192 62V63H191ZM195 62V63H194ZM197 62V63H196ZM228 62H229V64H228ZM243 62L245 63V64H243ZM247 62V61H246ZM256 62V63H255ZM52 63V64H51ZM75 63V64H74ZM80 63H82V64H80ZM107 63H109V64H107ZM137 63V64H136ZM141 63L143 64L142 65V67H141ZM189 63H191V65H192V67L190 68L189 67ZM198 63H199V67H198ZM213 63V64H212ZM232 63V64H231ZM255 63V64H254ZM261 64H262V62H260ZM56 64H58V65H56ZM70 64V65H69ZM79 64V65H78ZM106 64H107V67H106ZM154 64V65H153ZM157 64V65H156ZM217 64V65H216ZM233 65V66H231V65ZM77 65V66H76ZM117 65V66H116ZM154 66V67H149V66ZM169 66V67H167V66ZM190 65V66H191ZM193 65H196V69L197 68H199V70L197 69V72L195 71L194 72V69H193ZM211 65V66H210ZM215 65V66H214ZM241 65V66H240ZM243 65V66H242ZM250 65H249V67L248 68H246V69H249L250 68V70H248V71H246L247 73L249 72V71H252L253 69L250 67ZM76 66V67H75ZM145 66H147L146 68H145ZM157 66V67H156ZM164 66H166V68L164 67ZM172 66H174V68L172 67ZM262 66H263V70H264V65L262 64ZM58 67H59V69H58ZM109 67V68H108ZM129 69H128V68ZM148 67L150 68V69H152V68H154L153 70H155L154 71V73L152 72V71H150V69H148ZM160 67H162V68H160ZM172 67V68H171ZM181 67V68H182ZM208 67V68H207ZM216 67H218V68H216ZM236 67V68H235ZM7 68H8V66H7ZM10 68V67H9ZM75 68V69H74ZM78 68H79V70L80 71H78ZM110 68H112V69H110ZM143 68H145V72H146V74H145V72L143 71ZM165 68V69H164ZM180 68V69H181ZM216 68V69H215ZM231 68V69H230ZM233 68H235V69H237V71H235V72H232V69ZM11 70L13 69V68H10ZM67 69V70H66ZM71 69H73L71 72H70V70ZM142 69V70H141ZM150 71V72H147L148 70ZM182 69V70H183ZM228 69L232 72H230V71H228ZM11 70H8L7 69V71H8V74H10L11 73ZM62 70H63V72H62ZM106 70V71H107ZM137 70V71H136ZM156 70H158V71H156ZM165 70H167L166 71V73H165ZM193 70V71H192ZM205 70H206V72H205ZM224 70V71H223ZM74 71H76L77 73L75 74L74 73ZM95 71V70H94ZM111 71V72H110ZM143 71V72H142ZM169 71V72H170ZM184 71V70H183ZM182 71V72H183ZM198 71H200L199 72V75H198V78H200V80L201 81H204V80H208L207 78H209V80L210 81H212V85H211V87H209L208 85L206 86H204L203 84H201V85H196L197 83H199L200 81H199V79L197 78V74L196 73H198ZM201 71H202V73L203 74H205L204 76H203V74L201 73ZM234 71V70H233ZM254 71V70H253ZM252 71V73L254 74L255 72H253ZM52 73L54 72L53 70L51 71ZM69 72V73H68ZM120 72H121V74H120ZM152 72V73H151ZM161 72V73H160ZM190 72V74H191V72H192V74L190 75H188V73ZM205 72V73H204ZM220 72V73H219ZM18 73V72H17ZM70 74V75H68V74ZM75 74V76H74V74ZM81 73V74H80ZM112 73V74H111ZM149 73V74H148ZM151 73V74H150ZM168 73V74H167ZM184 73V72H183ZM212 73H213V75H212ZM233 73H235V75L233 74ZM251 73V72H250ZM12 74V73H11ZM10 74V75H11ZM59 74V75H58ZM80 75V76H78L77 77V75ZM118 74H119V76H118ZM165 74H167V75H165ZM196 74V75H195ZM207 74V75H206ZM216 74V75H215ZM220 74V75H219ZM226 74V75H225ZM230 74H232V75H230ZM246 74V73H245ZM12 75H15V77L17 76V74L16 73H14V74H12ZM55 75H56V73H55ZM113 75V76H114ZM145 75V76H144ZM151 76V79L150 78H148V77H150ZM159 75H161V77L159 76ZM225 75V79L224 80H222V78H221V80H219V76H224ZM228 75V76H227ZM83 78H82V77ZM144 76V77H143ZM233 76H235L234 78H235V80H233L234 78H233ZM11 76H7V78H10ZM70 77H72V80H76L77 81V83L75 82V81H72L71 80V78ZM75 77V78H74ZM89 77V78H88ZM11 78H13V77H11ZM11 78H10V80H11ZM78 80H77V79ZM159 78H161V79H159ZM167 78V79H166ZM190 78V79H191ZM194 78V79H193ZM231 78H233L232 80H231ZM14 79V78H13ZM13 79L11 80V81H13ZM68 79H69V82H68ZM85 79V80H84ZM90 79V80H89ZM198 79V80H197ZM203 79V80H202ZM227 79V80H226ZM229 79V80H228ZM238 81H237V80ZM247 79V80H246ZM111 80V79H110ZM193 80H194V82H193ZM226 80V82H224ZM0 81H2V80H0ZM72 81V82H71ZM80 81V82H79ZM87 81V82H86ZM158 81V82H157ZM163 81V82H162ZM210 81H209V83H210ZM220 81V82H219ZM226 84H224L223 82ZM234 81V82H233ZM238 83H237V82ZM249 81H250V83H249ZM263 81H264V79H263ZM38 82V83H37ZM51 82V81H50ZM58 82V81H57ZM76 84H75V83ZM158 84H157V83ZM160 82V83H159ZM205 82H208V81H204L203 83H205ZM222 82V83H221ZM61 83V84H60ZM80 85H79V84ZM88 83V84H87ZM89 83H91V85L89 84ZM114 83V84H113ZM168 83V84H167ZM237 83V84H236ZM1 84V83H0ZM30 83H28L27 82V85H29ZM67 84H68V87H66L67 86ZM77 84L79 85V86H77ZM162 84V85H161ZM194 84V85H193ZM236 84V85H235ZM263 84V83H262ZM4 84H2V86H0L1 88H0V90H2L3 91V89H2V87L4 88V86H3ZM26 85V86H27ZM39 87H41V88H38V86ZM42 85V86H41ZM60 85V86H59ZM69 85H71V87L69 86ZM90 85V86H89ZM214 85V86H213ZM231 85V86H230ZM248 85V86H247ZM264 85V84H263ZM23 86H25V85H23ZM72 86H74V87H76V88H74L73 87V89H72ZM81 86V87H80ZM86 86V87H85ZM187 86V87H188ZM193 86V87H192ZM212 86H213V88H212ZM217 86V87H216ZM239 88H238V87ZM247 86V87H246ZM30 87L33 89V86H31L30 85ZM92 87H94V89L92 88ZM197 87V88H196ZM200 87V88H199ZM28 88V89H27ZM81 90H80V89ZM114 88V89H113ZM224 88V89H223ZM229 88H231V89H229ZM234 88V89H233ZM56 89V88H55ZM68 89V90H67ZM83 89V90H82ZM96 89V90H95ZM189 89H190V91H189ZM252 89V88H251ZM250 89V90H251ZM23 90V87L21 88V91ZM65 91L64 93H63V91ZM76 90H78L79 91V93H78V91H76ZM231 90V91H230ZM47 91V90H46ZM72 91V92H71ZM122 91V90H121ZM185 91V90H184ZM200 91V92H199ZM206 91V92H205ZM222 91H224L223 93H222ZM227 91H228V93H227ZM69 92V93H68ZM111 92V91H110ZM123 92H125V90L123 91ZM129 92V91H128ZM199 92V94H197ZM208 92V93H207ZM70 93H72V94H70ZM76 93V94H75ZM130 93V92H129ZM30 94V95H31ZM85 94V95H84ZM89 94V95H88ZM128 94V96H126ZM197 94V95H196ZM201 94V95H200ZM37 95V96H38ZM70 95H72V96H70ZM176 95H179V96H181V97H177ZM191 95V96H190ZM203 95V96H202ZM32 97H34L33 95H31ZM46 96V95H45ZM60 96H62L61 98H60ZM66 96V97H65ZM76 96H77V98H76ZM96 98V99H93L94 97ZM97 96H99V97H97ZM130 96V97H129ZM154 96V95H153ZM173 96H176V97H173ZM218 96V95H217ZM219 96V97H220ZM241 96V95H240ZM35 97H36V95H35ZM34 97V98H35ZM49 97V95H47V98ZM70 97H71V99H70ZM80 97V98H79ZM149 97V96H148ZM150 97H152V96H150ZM190 97V98H189ZM242 97V96H241ZM249 97H251L250 95H248L246 98L245 97H243L241 100H243L244 101V99H248ZM36 98H38V97H36ZM52 98H51V100H52ZM58 98V99H57ZM97 98L101 101H98V102H95L94 100H97ZM131 98V99H130ZM133 98V99H132ZM170 98V99H169ZM175 98V99H174ZM182 98V99H181ZM185 98H187L186 100H185ZM195 98L193 99V100H195ZM40 99V98H39ZM67 99V100H66ZM85 99V100H84ZM90 99H92L91 100V102L89 101ZM104 99V100H103ZM117 99V98H116ZM180 101H179V100ZM59 100H61V101H59ZM77 100V101H76ZM87 100V101H86ZM119 100H120V103H119ZM152 100V101H151ZM151 102L150 103H153V101H154V103L152 104V106L150 105V107H152V111H154L153 113H156V109H155V106L154 105H156L155 104V101H157L156 100V97H155V100L153 99V97L151 98ZM182 100H185V105H183L182 103L184 102H182ZM193 100L191 101H189V102H192V103H190V106H189V102H188V106H189V111H192V109L194 110L195 108H194V106H193ZM64 101V102H63ZM70 101V102H69ZM72 101V102H71ZM138 101H140L139 102V104L141 105L140 107H142L143 105V96L141 97V98H138ZM177 101V102H176ZM59 102H60V104L63 106V110L62 111H59L60 109H62L61 107L62 106H60L59 107ZM67 102V103H66ZM84 103V105H83V103ZM89 102V103H88ZM103 102V103H102ZM56 103V104H55ZM71 103V104H70ZM73 103V104H72ZM86 103V104H85ZM172 103V104H171ZM174 103V104H173ZM176 103V104H175ZM51 104V105H50ZM180 104H182V105H180ZM54 107H53V106ZM67 105H69L68 107H66ZM74 105V106H73ZM79 105V106H78ZM91 105V106H90ZM103 105H106L105 107L103 106ZM165 105V104H164ZM166 105V107H164L163 106V108L161 107V110L158 112V114H160V113H162L163 115V117H164V114H165V116L167 115L166 113H168L167 112V110H169V112H173L172 111V109H173V107H170V106H167ZM50 106V107H49ZM70 106H71V108L72 107H75V109H79L78 111L81 113L79 116H78V114L79 113H76V116L74 115V116H70V117H74V119H75V123L72 121L71 122V120H69V122L67 121L68 119H70V118H67V119H64V118H66L65 116H67L66 115V113L68 114V113H70V111H69V108H70ZM81 106V107H80ZM103 106V107H102ZM153 106H154V108H153ZM46 107V106H45ZM93 107H94V110H93ZM172 108V109H170V108ZM201 107V106H200ZM50 108H52V109H50ZM108 108V109H107ZM168 108V109H167ZM192 108V109H191ZM53 109H54V112H53ZM66 109V110H65ZM67 109H68V111H67ZM90 109H91V111H90ZM163 109V110H162ZM166 109V110H165ZM179 109H177V111H181V110H179ZM191 109V110H190ZM47 110H49V111H47ZM74 110V109H73ZM104 110V111H103ZM108 110V111H107ZM186 110V111H185ZM107 111V112H106ZM48 112V113H47ZM51 112H53V113H51ZM58 112V113H57ZM60 112V113H59ZM63 112H65L63 115L61 114V113H63ZM73 112H76V111H72L71 113H73ZM86 112V111H85ZM188 112V111H187ZM192 112H194V111H192ZM191 112V113H192ZM235 112V111H234ZM103 113V114H102ZM190 113V112H189ZM190 113V114H191ZM194 114V113H193ZM193 114H191V115H193ZM210 114H211V112H210ZM216 113H214L213 112V115H215ZM233 114V115H232ZM237 114L236 112L235 113H227V119H225V120H228V124L230 123V124H232V127H234L233 125H234V123H236L235 121H239L240 119H242V118H244L243 116H242V118L239 116L238 117V120H237V117L235 116V115ZM251 114V113H250ZM190 115V116H191ZM231 115V116H230ZM48 116V117H47ZM64 116V117H63ZM145 116V117H144ZM160 116H161V114H160ZM195 115H193V117H194ZM251 116V115H250ZM249 116V117H250ZM144 117V118H143ZM193 117H191V118H193ZM214 116H210V117H208V118H213ZM231 117V118H230ZM233 117H235V118H233ZM48 118H49V121H47L48 120ZM141 118H143V119H141ZM252 117H250V119H251ZM86 119V120H85ZM148 119V120H147ZM194 120V122H195V120H198V121H196V123H200L201 122V124L200 125H202L203 124V122H204V120L203 121H199V119H196V117H194L193 118ZM234 119V120H233ZM66 120V121H65ZM80 120V121H79ZM147 120V121H146ZM149 120L151 121L150 123H149ZM200 120H202V119H200ZM233 120V121H232ZM13 121V123L15 122L16 123V125H14L13 123L11 124V122ZM78 121V122H77ZM142 121V122H141ZM224 121V120H223ZM223 121H221V123H224ZM47 122V123H46ZM58 122V121H57ZM146 124H145V123ZM149 123V125H148V123ZM193 122V123H194ZM32 123V124H31ZM74 123V124H73ZM84 123V124H83ZM87 123V124H86ZM193 123H191V127H192V129H191V127L188 129V127L187 128H182V127H179V128H181L182 129V131H181V129H180V131L179 132H181V135H185L188 131H191L192 132V134L195 132H197L198 130H200V128H198L199 127V123H198V125L196 124V123H194V124H196V125H194ZM211 122H209V124H205V122H204V124L202 125V126H200L201 127V129H205V128H212V126H213V123H211ZM10 124V125H9ZM18 124V125H17ZM72 124V125H71ZM78 124V125H77ZM129 125V127H127L128 125ZM139 124V125H138ZM143 124V125H142ZM152 125V127H151V125ZM154 124V125H153ZM14 125V126H13ZM26 125H24V127H26ZM40 125V126H39ZM60 125V126H61ZM77 125V126H76ZM82 125V126H81ZM84 125V126H83ZM126 125V126H125ZM133 125V126H132ZM208 126V127H206V126ZM12 126H13V128H12ZM16 126H17V128H16ZM21 126V125H20ZM45 126V127H44ZM59 126V125H58ZM61 126V127H62ZM72 126V127H71ZM124 126V127H123ZM143 126V127H142ZM149 128H148V127ZM231 126V125H230ZM44 127V128H43ZM71 127V128H70ZM78 128V131L76 130L77 128ZM121 127H123V128H121ZM184 127V126H183ZM195 127L198 129H196L195 130ZM204 127V128H203ZM15 128V129H14ZM37 128V129H38ZM60 128V127H59ZM68 128V129H67ZM74 128V129H73ZM82 128V129H81ZM42 131H41V130ZM46 129V130H45ZM66 129V130H65ZM130 129V130H129ZM140 129L142 130V131H140ZM153 129V130H152ZM172 129L173 128H171V131H172ZM183 129L185 130L186 129V131H183ZM194 129V130H193ZM45 130V131H44ZM53 130V129H52ZM73 130H74V134H73ZM124 131V130H126V132L124 131L122 134H123V137L121 138V137H119V138H117L116 136H113V135H121L120 134V132L119 131ZM133 130H134V132H133ZM177 130V128L176 129H174V131H176ZM64 131V132H63ZM70 131V132H69ZM132 131V132H131ZM137 131V132H136ZM146 131V132H145ZM174 131H172V132H174ZM31 132V134H33L32 133V131H30ZM45 132V133H44ZM58 132V131H57ZM56 132V133H57ZM75 132H77V133H75ZM87 132H90V134H92V136H91V138L88 136L89 135V133H87ZM118 132H119V134H118ZM128 132H131V133H133V135H131V134H129ZM140 132V133H139ZM144 132V133H143ZM149 132H152V133H149ZM154 132V133H153ZM177 132V131H176ZM179 132H178V134H179ZM186 132V133H185ZM42 133V134H41ZM51 133V134H50ZM143 133V134H142ZM175 133V132H174ZM183 133V134H182ZM43 134H45L46 136H48L47 134H49V136L50 135H52L53 137H46V136H42ZM72 134H73V136H72ZM79 134V135H78ZM102 134V135H101ZM127 134V135H126ZM129 134V135H128ZM139 134H141V135H139ZM152 134H154V135H152ZM34 135V136H35ZM41 135V136H40ZM85 135V136H84ZM126 135V136H125ZM131 135V136H130ZM137 135V136H136ZM39 136H40V140H39ZM76 136H78L77 138H75ZM94 136H95V138H94ZM112 136V137H111ZM125 136V137H124ZM143 137L142 138V140L140 139V137ZM32 137V136H31ZM41 137H43V138H41ZM88 139H87V138ZM127 137H129V138H127ZM131 137H134V138H131ZM154 137V138H155ZM47 138V139H46ZM50 138H52V141H51V139ZM64 138H66V137H64ZM111 138H114V139H111ZM116 138H117V140L119 141V140H121V143L120 144H122V142H123V144H122V147H121V145H120V147L123 149V151H125V150H127V152L125 153V152H123L124 154H126V156H124V155H122L123 157H124V160H126V161H123V159H122V157H120L119 159H118V161H117V156H114L115 154H117V152L115 151L116 149H118L117 148V146H119L118 144H116V142H117V140H116ZM146 138V139H145ZM168 138V139H167ZM166 138V140H169V137H167ZM43 139V140H42ZM132 139H138V140H136V141H139V140H141V142L142 143H140V142H135V143H140V145H139V148H140V150L137 152V153H135V151L136 150H133V149H137L138 147L136 146L137 144H135V145H133V143H130V141L132 140ZM149 139V138H148ZM33 140V141H32ZM111 140V141H110ZM145 140V141H144ZM38 141H40V143H36V142H38ZM42 141V142H41ZM47 141V142H46ZM51 141V142H50ZM56 141V142H55ZM128 141H129V143H130V145H129V147H126V145H128ZM132 141H134V140H132ZM110 142H111V144H114V146L113 145H111L110 144ZM113 142V143H112ZM120 142V141H119ZM45 145V146H47V145H49L50 143V145L49 146H47V147H49V148H45V146L43 145V144ZM58 143V142H57ZM87 143H89V144H87ZM100 143V144H99ZM103 145H102V144ZM106 143V144H105ZM124 143H126V144H124ZM146 143V144H145ZM228 143V144H227ZM256 143H258V144H256ZM263 143V144H262ZM38 144H40L39 145V148H38ZM55 144V145H54ZM26 145V146H25ZM34 145V146H33ZM89 145V146H88ZM92 145H94V146H92ZM101 145V146H100ZM123 145H125V146H123ZM29 146V147H28ZM36 146V147H35ZM42 146H44L43 148V150H41L42 148ZM59 146V147H58ZM96 146H100V147H97V149H98V151L96 150ZM103 146H106V147H103ZM112 146H113V148H112ZM131 146V147H130ZM133 146H135V148L133 147ZM229 146V147H228ZM235 147V150H234V147ZM239 146V147H238ZM243 146V147H242ZM257 146V147H256ZM18 147V146H17ZM22 147V148H21ZM24 147V148H23ZM35 148V152H33V155H31L30 156V152L28 151V149L30 150L31 148ZM92 147V148H91ZM95 147V148H94ZM103 147V148H102ZM115 147V148H114ZM132 147H133V149H132ZM33 148V149H34ZM101 148V149H100ZM110 148V149H109ZM112 148V149H111ZM129 149V151H128V149ZM220 148V149H219ZM238 148V149H237ZM19 149H18V151H19ZM46 149V150H45ZM57 149L60 151V152H62V155L63 156H59V154H60V152L59 151H57ZM81 149V150H80ZM103 149H104V151H103ZM107 151H106V150ZM109 149V150H108ZM115 149V150H114ZM144 149V150H143ZM146 149V150H145ZM232 149V150H231ZM240 149H243V150H240ZM7 150V151H6ZM41 150V152L42 153H40V154H37V152H39V151ZM50 150H51V152H53L52 153V155H50V159H51V156H54V158L55 159H53V161H52V159L49 161L48 160V163L46 164H43L44 163V161L42 162V160H41V158L42 159H44L45 161H46V159H49V158H46L45 156L48 154H50L49 152H50ZM55 150V151H54ZM94 150H96L95 152H94ZM131 150V151H130ZM223 150V151H222ZM57 151V152H56ZM87 151H89V153L87 152ZM106 151V152H105ZM109 151H112V152H110L109 153ZM234 151V152H233ZM59 152V153H58ZM81 152V153H80ZM85 152V153H84ZM87 152V153H86ZM131 152H133L134 154H132V155H130L129 153H131ZM244 152V153H243ZM34 153L35 154H37V155H34ZM45 153H47V154H45ZM54 153H57V155L60 157V159L62 160H60V159H58V157H55V155L56 154H54ZM100 153V154H99ZM146 153V154H145ZM216 153V154H215ZM6 154H8V155H6ZM26 154H28V155H26ZM54 154V155H53ZM69 154V155H68ZM74 154V155H73ZM77 154H78V160L79 161H77V158H76V156H77ZM88 154V155H87ZM109 156H108V155ZM65 155H66V157H65ZM104 155V156H103ZM108 157H107V156ZM113 155V156H112ZM131 157H130V156ZM241 155V156H240ZM11 156H13V157H11ZM36 156H37V158H36ZM40 156H42V157H40ZM73 156H74V158H73ZM214 156V157H213ZM5 157V158H4ZM8 157V158H7ZM17 157V158H16ZM23 157H24V159H23ZM33 157H34V159H33ZM83 157L85 158V157H88V158H85V159H83ZM102 157H104V158H102ZM107 157V158H106ZM111 157V158H110ZM141 157V158H140ZM203 159H202V158ZM12 158V159H11ZM76 158V159H75ZM112 158H113V160H112ZM201 158V159H200ZM209 158V159H208ZM56 159H58V161L56 160ZM66 159H67V162H66ZM83 159V160H82ZM121 159V160H120ZM200 159V160H199ZM212 159H213V161H212ZM262 159H263V161H262ZM4 160H5V162H4ZM28 160V161H27ZM33 160H36V161H34L35 163H33ZM89 160V161H88ZM91 160V161H90ZM101 160V161H100ZM108 160V161H107ZM121 162H120V161ZM128 160H129V162H128ZM136 160L138 161L137 163H136ZM227 160V161H226ZM244 160V161H243ZM3 161V162H2ZM11 161V162H10ZM16 161V162H15ZM115 161V162H114ZM117 161V162H116ZM210 161V162H209ZM30 163V165H29V163ZM39 162H41L42 164H40ZM58 162H59V164H58ZM61 162L63 163V165L61 164ZM69 162V163H68ZM75 162V163H74ZM91 162V163H90ZM111 162V163H110ZM119 162V163H118ZM123 162H125V163H123ZM202 162V163H201ZM207 162H209V163H207ZM224 162V163H223ZM5 163V164H4ZM9 163V164H8ZM20 163V164H19ZM40 165H39V164ZM55 163V164H54ZM71 163V164H70ZM79 163V164H78ZM103 163H105V164H103ZM114 163H115V165L116 164H120V166L118 165V166H113L114 165ZM234 163V165H232ZM3 164L5 165V166H7L8 168L11 166V167H13V169H12V171L11 170H8V169H6L7 167H5L4 168V166H3ZM8 164V165H7ZM11 164V165H10ZM34 164V165H33ZM69 164V165H68ZM78 164V165H77ZM90 164V165H89ZM94 164V165H93ZM133 164V165H132ZM181 164V165H180ZM199 164V165H198ZM14 165V166H13ZM32 166L33 165V167H34V170L37 172V171H41V172H44L43 170H44V167H46L45 169H49V171H47V170H45V171H47V172H51V171H55V170H60V169H62V170H64L65 172H66V174H64V175H62V173H64V172H62V170H58V172L57 173H59L58 174V177L56 176V174H54V173H52V176H51V178L55 175V178L53 177V179H55L54 181H48V180H45V181H47V182H40V183H47V184H45L46 186H44V187H42L44 184H42V186L41 187H39L38 188V186H36L37 188H35L34 187V189L32 190V194H31V196H33L34 198V201L37 199L36 197H38V196H40V195H42L43 197H41V198H39L38 197V199H41V200H44L45 199V196H47L48 194H52V192H53V190H55V187H57V186H59V187H57L56 188V191H57V189H58V191H57V194H59L58 192H60V191H62V193H61V195L63 196V193L64 194H66L68 197H72V198H75L76 197V195H77V197H79L78 195L79 194H77V191H76V188L78 189V187L79 186H81V182H84L83 184H82V186L81 187H84L85 186V182H91V181H93L92 183H91V185L89 184V186H87V187H89L88 189L86 188V190H84V191H86L85 193H84V191H82L83 193H81L79 190H78V192H80L81 193V196H80V198H81V200L82 201H84V198H85V196H86V198H87V200H85V202H81V205L82 206H84L83 208H81V210H83V211H80V209H79V207L77 208V207H75L77 210H75L76 212H71L69 209H67L68 211H70L71 213H72V215H68L67 216V218H65V219H68V217H69V219L66 221V220H63V222H65L64 223V225L62 224L63 222H62V220H61V222L59 223V222H56L57 220L59 221L60 219H57L56 220V218H53L54 219V221H52V219H51V225H50V223L49 222H45V221H49V218H50V216L48 217V215H50V211L48 210H43L44 212V214L45 215H47V218L45 217V215L43 216L42 214L43 213H41L42 212V209H40V207H38L39 209H36L37 211H36V213L35 214H32L31 212H35L34 211V209H31L30 207V209H29V211H30V213L33 215V217H36L35 219V221H32L33 219L32 218H30L29 217V220H27L26 218V216H25V214H26V209H28V207H26V206H29L28 204H26V203H24L25 201H24V199H27V196H24V197H26V198H22V196H19L20 197V199L19 200H22L23 199V201H18L17 200V198H15V195H17V193H13V191L15 190L14 188H17V186H20L19 184L21 183V182H23V181H20L19 180V182H18V179L17 178H21V176L22 177H26V180L28 179V178H30V177H28V176H30L29 174V172L28 171H32L33 169V167H30L29 168V170L27 169V171L26 172H28V173H24L23 174V169L25 168H28L29 166ZM45 165H47V166H45ZM83 165H84V167H83ZM89 165V166H88ZM91 165L93 166V168H91ZM192 165V166H191ZM226 165V166H225ZM52 166V167H51ZM58 166H60V167H58ZM74 166V167H73ZM114 168H113V167ZM127 166V167H126ZM187 166V167H186ZM193 166H195V167H193ZM198 166V167H197ZM206 166V167H205ZM17 167H19V168H17ZM50 167H51V169H50ZM53 167H54V169H53ZM57 167H58V169H57ZM63 167V168H62ZM66 167V168H65ZM80 167H82L83 169L82 170H80V171H78V170H76V169H81ZM135 167V168H134ZM212 167V168H211ZM224 167V168H223ZM237 167V166H236ZM235 167V168H236ZM1 168V169H2ZM74 168V169H73ZM89 168H91L90 170H89ZM153 168V169H152ZM194 168V169H193ZM221 168V169H220ZM239 168V167H238ZM241 168H243V166L241 167ZM20 171H19V170ZM39 169V170H38ZM68 169V170H67ZM70 169V170H69ZM88 169V170H87ZM111 169V170H110ZM123 169V171H121ZM132 169V170H133ZM152 169V170H151ZM157 169V170H156ZM174 169V170H173ZM188 169V170H187ZM191 169V170H190ZM199 169V170H198ZM208 169V170H207ZM217 169H219L218 171H217ZM234 169V168H233ZM33 170V171H34ZM73 170H75V171H73ZM104 170V172H102ZM106 170H107V172H106ZM109 170V171H108ZM173 170V171H172ZM176 170V171H175ZM182 170H183V172H182ZM227 171H228V169H226ZM225 170V171H226ZM239 170V169H238ZM2 172H3V170H1ZM9 171V172H8ZM34 171V173H36ZM71 171H73V172H71ZM77 171H78V173H80V174H78L77 173ZM83 171V172H82ZM88 171H89V173H88ZM161 171V172H160ZM168 171V172H167ZM170 171V172H169ZM220 171V172H221ZM241 171V170H240ZM244 171V170H243ZM247 171V170H246ZM68 172V173H67ZM69 172H70V175H69ZM76 172V173H75ZM102 172V173H101ZM111 172V173H110ZM123 172V173H122ZM127 172V173H126ZM193 172V173H192ZM230 172H232V173H234L233 171H230ZM37 173H39V172H37ZM96 173V174H95ZM103 173H104V175L105 174H107V175H103ZM110 173V174H109ZM145 173V174H144ZM229 173V172H228ZM240 173V172H239ZM239 173H234V175H237V174H239ZM89 174H91L92 176H90ZM115 174V175H114ZM125 174V175H124ZM243 174V173H242ZM13 175V176H12ZM16 175V176H15ZM25 175V176H24ZM68 175V176H67ZM111 175V176H110ZM113 175V176H112ZM120 175V176H119ZM130 175V174H129ZM190 175V176H189ZM246 175H247V173H246ZM66 176H67V179H66ZM73 178H72V177ZM82 176H84V177H82ZM126 178H125V177ZM194 176V177H193ZM233 176V175H232ZM243 176H245V174L243 175ZM13 177V178H12ZM14 177H16V179L14 178ZM63 177H65V180H64V178ZM77 177H79L78 179H77ZM100 177H102V178H100ZM112 177H113V179H112ZM128 177V178H127ZM192 177V178H191ZM240 177L242 178V175H240ZM59 178H62V179H59ZM68 178H70V180L68 181ZM117 178V180L116 181H118L117 183L115 182V181H113V180H115ZM123 178V179H122ZM202 178V179H201ZM7 179H8V181H7ZM13 179H15L14 181H13ZM52 179V180H53ZM77 179V180H76ZM120 179V180H119ZM122 179V180H121ZM127 179V180H126ZM22 180V179H21ZM51 180V179H50ZM104 180V181H103ZM123 180H124V182H123ZM242 180H243V182H244V180H245V177L244 178H242ZM247 180V179H246ZM17 181V182H16ZM44 181V180H43ZM71 181H72V184H73V186L71 185ZM79 181H81V182H79ZM109 181H113V183H114V185L112 184V182H110V183H108ZM127 181H128V183H127ZM133 181V182H132ZM138 181V182H137ZM241 181V180H240ZM239 181V182H240ZM14 182V183H13ZM56 182H58L57 184H56ZM98 182H99V184H98ZM105 182V183H104ZM183 182H185V183H183ZM63 183V184H62ZM116 183V184H115ZM55 184H56V186H55ZM66 184H68V185H66ZM93 184H95V188L93 187L92 188V186H93ZM103 186H102V185ZM242 184H245V183H242ZM15 185V186H14ZM17 185V186H16ZM40 185V184H39ZM110 185H112L110 188H109V186ZM128 185H130V186H128ZM137 185H139V187L137 186ZM172 185V186H171ZM10 186V187H9ZM63 186H64V188H63ZM78 186V187H77ZM135 188H134V187ZM4 187V188H3ZM90 187L92 188V189H90ZM104 187H106V189L104 188ZM115 187H117V190H116V188ZM130 187V188H129ZM62 188V189H61ZM101 188V189H100ZM107 188H109L110 189V191H108L109 189H107ZM126 188V189H125ZM170 188V189H169ZM10 189V190H9ZM14 189V190H13ZM43 189V190H42ZM68 189V190H67ZM71 189V190H70ZM82 189V188H81ZM136 189V190H135ZM169 189V190H168ZM5 190V191H4ZM11 190H13L12 192H10ZM17 190H18V188H17ZM50 190H52V191H50ZM70 190V192L71 191H73L71 194L74 196H72V195H68L66 192H68ZM95 190V191H94ZM104 190V191H103ZM165 190H167V191H165ZM35 193H34V192ZM37 191V192H36ZM46 191H48L46 194H45V192ZM120 191V192H119ZM165 191V192H164ZM9 192V193H8ZM17 192V191H16ZM55 192V191H54ZM119 192V193H118ZM154 192V193H153ZM157 192V193H156ZM2 193H4V194H2ZM36 193H38V194H36ZM121 193V195H119ZM156 193V194H155ZM159 193H163L162 195L161 194H159ZM40 194V195H39ZM56 194V193H55ZM55 194H53V195H55ZM83 194H85V196H84V198H82L83 197ZM90 194V195H89ZM117 194V195H116ZM125 195V196H124ZM152 195V196H151ZM9 196V198H7ZM57 196H59V195H57ZM94 196V197H93ZM165 196V195H164ZM167 196V195H166ZM17 197V196H16ZM124 197V198H123ZM149 197V198H148ZM163 197V196H162ZM161 197V198H162ZM85 198V199H86ZM157 198V197H156ZM161 198H157V200H160ZM164 198V197H163ZM162 198V199H163ZM9 199H10V203H12V204H10V205H7L9 202H7V201H9ZM122 199V200H121ZM161 199V200H162ZM164 199H166L165 201L168 203L167 205H168V207H169V209H172V207H173V201H171V202H169L170 200L168 199V197L167 198H164ZM163 199V200H164ZM15 200H17V202H15ZM75 200V199H74ZM116 200V201H115ZM251 200V199H250ZM250 200H249V202L247 203V204H249V206L251 205L252 206V209L255 207L254 205L256 204V202L255 201H252V200H254V199H252L251 200V202H250ZM5 203H7V204H5ZM38 201H40V200H38ZM27 203H28V199H27V201H26ZM142 202V203H141ZM165 202V203H166ZM18 203V204H17ZM21 203V204H20ZM96 203V204H95ZM140 203V204H139ZM255 203V204H254ZM64 204V203H63ZM83 204H85V205H83ZM136 204H138L137 206H136ZM12 205L14 206V207H12ZM20 206L21 205V207H19L18 208V210L19 211H21V215H22V217H20V214H18L19 216H17V213L19 212V211H17V212H15L14 213V211H16L17 210V206ZM26 205V206H25ZM95 205H97L99 208L100 207H104L103 209H106V211L104 210V214H106V212H107V210H108V213H107V215L109 214H111L110 215V217L107 219V215H105L104 217H105V219L103 220V219H97V221H94V224H95V227H92V225L91 226H89V225H85V226H87V228L86 229H83L82 227L84 226V224H83V222L93 213V210H96V208L94 207ZM101 205V206H100ZM236 205V204H235ZM92 206V207H91ZM172 206V207H171ZM251 206H250V208H251ZM7 207H9V208H7ZM24 207V208H23ZM62 207H66V205H62ZM81 207V206H80ZM94 207V208H93ZM118 207V208H117ZM133 207H135V208H133ZM137 207V208H136ZM16 210H15V209ZM22 208L23 209H25L26 211L24 212L23 210H22ZM36 208H37V206H36ZM92 208V209H91ZM72 209H74V208H72ZM40 212H39V211ZM63 210H65L66 212H68L67 210H66V208L65 209H63ZM98 210V209H97ZM88 211H89V213H88ZM91 211V212H90ZM132 211V212H131ZM136 211H135V213H136ZM4 212H9V214H7V217H6V214H4ZM39 212V213H38ZM49 212V214H46V213H48ZM65 212V213H66ZM69 212V213H70ZM110 212V213H109ZM229 212V211H228ZM16 214V217L17 218H15L14 219V217H15V215L14 214ZM23 213H25L24 214V216L26 217H24L23 216ZM41 213V214H40ZM68 213V214H69ZM70 213V214H71ZM76 213V214H75ZM91 213V214H90ZM125 213V214H124ZM133 213V214H132ZM36 214H40V215H42L41 216V218H40V215H36ZM86 214V215H85ZM88 214H90V215H88ZM129 214V215H128ZM132 214V215H131ZM36 215V216H35ZM87 215H88V217H87ZM93 215V214H92ZM101 215V214H100ZM99 215V216H100ZM119 215V216H118ZM227 215H229L228 216V224L227 225H229V226H227L228 228L227 229H232L233 228V226H234V221H235V219L233 218V216H232V214H230V213H227L226 214V216ZM40 218V220L38 219V217ZM52 216V215H51ZM87 217V218H84V217ZM123 216H125L124 218H123ZM6 217V218H5ZM44 217L46 218V219H44ZM72 217V218H71ZM102 217H103V215H102ZM103 217V218H104ZM128 217V218H129ZM18 218H19V221H18ZM23 218H25V220H22ZM42 218L44 219V220H42ZM93 218H97V211H96V216H93ZM113 218V219H112ZM126 218V219H125ZM9 219H11L10 221H9ZM64 219V218H63ZM83 220L82 222H81V220ZM123 219H125L124 221H123ZM231 219V220H230ZM7 220H8V222H7ZM18 221V222H15V221ZM27 220V221H26ZM38 220H39V222H38ZM42 220V221H41ZM21 221H22V223H21ZM23 221H26V222H23ZM43 221L45 222V224H47V225H43ZM230 221V222H229ZM58 223V224H54V223ZM106 222V223H105ZM10 223V224H9ZM21 223V224H20ZM27 223V224H26ZM42 224V225H40V224ZM76 223V224H75ZM80 224L81 226H77L78 228H76V225L77 224ZM82 223V224H81ZM7 224H8V227H7ZM27 226H26V225ZM55 225V226H53V225ZM67 224V225H66ZM34 225H36V226H34ZM40 225V226H39ZM67 227H66V226ZM21 226L23 227V229L22 230H20L21 229ZM29 226V227H28ZM38 226H39V228L41 227V230H39L38 229ZM45 226V227H44ZM84 226V227H85ZM89 226V227H88ZM97 226V227H96ZM4 227V228H3ZM6 227V228H5ZM13 227H15V228H13ZM32 227V228H31ZM59 227V228H58ZM61 227H63V229L61 228ZM90 227H92V228H90ZM258 227H260V225L258 226ZM15 229V230H13V229ZM19 228V229H18ZM70 228L72 229V228H74V229H76V230H78L79 229V232L78 231H74L75 232V234L74 235H76V237L74 236V237H71V235L70 234H73V231L71 232V230H70ZM3 229H4V231H3ZM18 229V230H17ZM34 229V230H33ZM45 231H44V230ZM59 229H62L61 231L59 230ZM109 229V230H108ZM158 229V228H157ZM156 229V230H157ZM12 230V231H11ZM26 230V231H25ZM29 230L31 231V232H29ZM80 230H81V233H80ZM84 230V231H83ZM90 231L89 233H88V236L89 237H87V231ZM107 230H108V232H110L109 234H108V236L106 237V235H107ZM3 231V232H2ZM14 231H24V233L23 232H19L20 234L18 235V233H15ZM42 231V232H41ZM60 231V232H59ZM12 232H13V234H12ZM29 232V233H28ZM46 232V233H45ZM78 232V233H77ZM120 232V233H119ZM11 233V234H10ZM25 233H26V235H25ZM54 235H53V234ZM63 233V234H62ZM119 233V234H118ZM157 233H159V229H158V231H157ZM17 234V235H16ZM25 235V239H24V235ZM62 234V235H61ZM65 234L67 235V236H69V238L66 236V242L68 243H66V242H64V240H63V242H64V245H65V247L67 246L68 248L66 249L65 247H64V245H62L61 247H56V249H55V244L56 245H59V244H61V243H56V241L58 242H60V236H62V238H64V236H65ZM78 234H79V237H78ZM35 235V236H34ZM37 235V236H36ZM41 235V236H40ZM115 235L117 236V237H115ZM119 235V236H118ZM14 236V237H13ZM39 236V237H38ZM45 237V238H47V241H44V238L43 237ZM55 238V239H53V237ZM82 236V237H81ZM85 236V237H84ZM18 237H20V238H18ZM48 237H50V238H48ZM57 237V238H56ZM59 237V238H58ZM96 237V238H95ZM246 234H242V232H240L239 234H238V236H237V238L236 239H239L238 240V242H240V243H242V242H244L243 244H245V242H247L246 241ZM13 238V239H12ZM19 240H18V239ZM36 239V241L34 242L33 240L34 239ZM38 238H39V240H38ZM41 238V239H40ZM61 238V239H62ZM87 238V239H86ZM90 240H89V239ZM3 239V240H2ZM10 239H11V241H10ZM16 239V240H15ZM24 241H23V240ZM65 239V238H64ZM71 239V240H70ZM81 239V240H80ZM109 239H111V237L109 236ZM117 239V240H116ZM55 240V241H54ZM70 240V242H68ZM98 240H99V242H98ZM19 241V242H18ZM29 241H32V243H34L33 245H32V243L31 242H29ZM37 241H41V242H37ZM43 241V242H42ZM53 241V242H52ZM93 241V242H92ZM108 240H107V242H109ZM18 242V243H17ZM28 242V243H27ZM49 244V246H48V244ZM62 242V243H63ZM72 242H73V244H72ZM78 242V243H77ZM211 242V244L209 243V247H210V250L211 251H213V250H215V251H213V252H216V251H218V252H216V254H221L222 252H223V247H221V246H219L218 247V245H220V244H217V246H215L216 245V243H214L213 241H210ZM37 243H46V245L48 246V247H50L49 248V250L47 249V248H45V249H41L42 247L41 246H43V247H47V246H45V244H42V245H39V244H37ZM67 245H66V244ZM69 243H70V245H69ZM85 243V244H84ZM109 243V244H110ZM114 243V244H113ZM214 243V244H213ZM30 244V247L28 246ZM80 244V245H79ZM83 244V245H82ZM96 244V245H95ZM107 244V243H106ZM4 245V246H3ZM23 245H25L24 247H22ZM39 245V246H38ZM51 245V246H50ZM74 245V246H73ZM100 245V246H101ZM19 246V247H18ZM34 246H36V247H34ZM79 246H80V250H81V252H80V250H79ZM22 247V248H21ZM33 247V248H32ZM39 247H41V248H39ZM216 247V248H215ZM24 248V249H23ZM36 248V249H35ZM75 248V249H74ZM27 249V250H26ZM35 249V250H34ZM62 249H65V250H63V251H65V252H63L62 251ZM78 249V250H77ZM89 249V250H88ZM92 251H91V250ZM59 250V251H58ZM69 250V251H68ZM77 250V251H76ZM83 250V251H82ZM87 250V251H86ZM13 251H15L14 253H15V256H13L14 255V253H12ZM19 251V252H18ZM23 251H25V253H22ZM53 251V252H52ZM58 251V252H57ZM63 252V253H61V252ZM94 251V253L92 254V252ZM28 252V253H27ZM34 252V253H33ZM35 252L36 253H39V255L38 254H35ZM74 254V255H76V256H74V255H72V253ZM77 252V253H76ZM11 253V254H10ZM20 253V254H19ZM33 253V254H32ZM61 253V254H60ZM65 253V254H64ZM79 253V254H78ZM30 254H31V256H30ZM92 254V255H91ZM21 255H25V256H21ZM69 255L72 257L71 258V263H69V261H70V257H69ZM94 255V256H93ZM261 255V254H260ZM259 255V256H260ZM16 256H18V257H16ZM64 257V258H63ZM66 257V258H65ZM87 257V258H86ZM92 257V258H91ZM4 258V259H3ZM8 258V259H7ZM14 258H16V259H14ZM22 258H23V260H22ZM30 258H32V260L30 259ZM57 258H59V260L56 262V260H57ZM261 259H263V255H261V257H260ZM6 259V260H5ZM10 259V260H9ZM12 259V260H11ZM21 259V260H20ZM29 259V260H28ZM38 259V260H37ZM55 259V260H54ZM60 259H62V260H65V261H61V263L59 262L60 261ZM84 259H86V260H84ZM16 260V261H15ZM20 260V261H19ZM91 260V261H90ZM7 261V262H6ZM15 261V262H14ZM22 261V262H21ZM33 261H36V262H33ZM37 261H38V263H37ZM68 261V262H67ZM76 261V262H75ZM82 261V262H81ZM84 261V262H83ZM90 261V262H89ZM202 261H204V260H201V259H196V261L194 260V264H208L207 263V261H205V262H203L202 263ZM11 262V263H10ZM31 262V263H30ZM63 262V263H62ZM73 262V263H72ZM196 262V263H195ZM18 263H16V264H18ZM19 263V264H20ZM119 263H121V262H119ZM188 264V263H187ZM210 264V263H209Z\"/></svg>", "mask_w": 264, "mask_h": 264}]
</instances>
